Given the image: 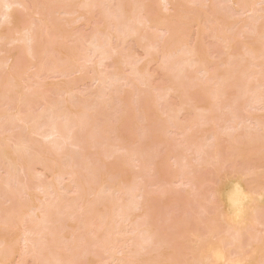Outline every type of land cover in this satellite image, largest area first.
Instances as JSON below:
<instances>
[{"label":"bare ground","instance_id":"bare-ground-1","mask_svg":"<svg viewBox=\"0 0 264 264\" xmlns=\"http://www.w3.org/2000/svg\"><path fill=\"white\" fill-rule=\"evenodd\" d=\"M149 1L150 0H69V1L64 2L62 0H58V1L57 0H0V44L3 46H7L5 49H3V47L0 45V47H1L0 53L5 54V57H3L2 54H0L1 55L0 56V172L3 173L6 170V173L8 174L7 175L4 172L3 175L5 176V174H6L5 177H7V178H5V179L0 178V182H1V187H0V201L1 202H0V204L2 203L4 205H6L5 208H3V206H0V207H2V209L0 208V231H4L3 232L4 234L0 233V264H12L13 262L10 263L12 258H15V260L17 259L21 262H25L27 259L30 258L31 260L33 259L32 260L33 264H64L65 263L64 261H66L67 259H68L67 261L69 263L67 261H66V263H68V264H83L82 262L79 263V260H78L79 258L76 259L78 254L77 255L75 254L73 257L74 259L78 260V261L75 260L77 263H74V259L70 258L73 255L72 251H71V253H72L71 256H69V254L66 253V251L69 252L67 250L68 248L71 247V249H72V246L74 247L76 244H78L79 246L80 245L83 246L82 245L83 243L75 241L74 242L75 244L74 243L72 244L70 242V244H72L70 246V245H66L62 242L63 238H62V240L60 238H58L59 236L62 237L63 233H65L64 234V240L65 239L68 240V237L66 238V236H68V235H70L69 237L72 236V234L69 233V231L74 229V228H72V224L76 223L75 222L76 219L79 220V221H77L78 224L81 223V225H83V223H84L86 225V226L84 225L85 228H87V226H88L87 229H83V227H80L81 225L79 226L76 223V227L78 228L77 230L80 231V229H82L83 231L84 230L88 231L89 229H91L92 230L91 232L88 231L91 234H89V233L86 234V231H84V233H83L84 236H86V235L89 237L94 236V238L92 237L91 238L92 240L90 239L89 241L93 242L96 240V242L99 243V244H97L95 242L91 243V245H93V244H95V245L92 246L93 247L92 249L89 248V250H88L86 248L88 251H86V252L84 251L85 253L82 250L80 251V252L84 253V254L82 253V256H84L82 258H84V259L86 258L87 260H89V264H94V263L96 264V262H94L95 260H98L97 264H100L99 261H100L101 256L103 257V255H104V257L106 255V257L108 259H106V257H105V260H107V261L109 260L108 261L109 264L110 263H112V264H114V263L115 264L116 263L117 264H214L215 263L216 264V263H219V261L222 262L221 264H224L223 262L226 258L224 259V256L220 253L222 251L228 252L229 256L228 255L227 256L229 258L238 259L239 256L247 255V253L256 252L258 250H264V196L262 195L261 191L260 192H258L257 190L251 191V193L254 194L253 196L250 197V200L252 198V201L251 202L249 201L251 203L250 204V211L252 213L250 211H248V212L241 213L240 215H238L236 217H234V216L230 217L229 219L233 220V222H232L233 224L230 225L229 227L227 226V228L225 230L224 237H220V234H221L222 228H223V226H222L223 225V223H222L223 215L220 214L216 210V203H217V205L218 204L222 205V203L219 201L220 200L219 199L220 193L219 192H213L211 194L212 195L211 199L206 200L204 198L203 194L201 195V192H199L197 190L200 194L194 195L197 198L195 197L193 199V197H191L193 199V200H191V199H189L190 198L189 195L190 196L193 195V193H196V191H195V189H192L193 191H195L192 193V190L189 191L188 189H191L194 186H196V183H198V180H197V182H195L196 179H195V181H192L193 179H187L188 172L189 173L194 172V171L196 172L197 169L194 170V168H198V165L201 166L202 169L207 166V167H211V169L213 170L212 167H215V169L217 171L218 169H220L222 167L224 168L225 165L227 166V163L230 161H234V160L239 161L240 159L247 160L250 157V155H254L255 153H258V152H261L264 150V143H261V142H264V134L263 135L253 134V133L247 131V132H245L246 134L243 135V137H245V139L243 140V137L241 138V137H239V135L236 134V133H238L237 131H240L239 126H237L235 128H230L228 126H225L227 128V130L224 133L225 128H223V132H222L225 137L222 135V133H217L216 131H214V129H213L214 126H213V128H211V127L207 128L206 127L209 124L211 126L214 124L216 125V123H221L220 121H222V122L226 121V120L222 119L223 116H226V114L223 116L220 115L222 118L220 116H218V114H219V112H221V108H225V106L228 104L231 105L230 108H228L229 107L228 106V107H226V109H223V110L228 111L229 115L226 117L230 118L233 116L234 118L233 117L230 118L231 121H226V123L227 122H234V121L237 122L239 120V118L237 119V115L242 116L241 114L243 112H245L246 114H248L249 117L246 116V118L250 122L254 121L258 126H264V117H262L261 115H259L260 117L258 115H256L257 117H255L253 114L249 113L250 110H252V109H256L258 111H264V27H261L262 23L261 24L259 23L260 24V25L258 24L259 26L256 24L261 20H263V22H264V13L259 14L261 11L260 10H259L260 12L258 11V6H257V5L260 6L261 4H263L262 2H264V0H227V1H230L229 3H231V2L233 3V6L237 8L236 9L237 11L239 10V12L241 11L244 14L245 13H251L252 15L259 17V18L255 17L258 22L255 21V23H253L252 25H249V26L245 25V27L241 28V30L238 34L241 37H239L238 35H235V36L230 35V32H228V30L233 29L232 26L236 27L237 24H239L240 22L239 23H238V21H237V23H236V21L230 22V23L226 22L225 20L227 19V21H228V18L230 19L232 16L231 17L226 16V18H224L226 13H224L225 15L222 14V10L219 11V13L217 12L218 11L217 10L216 11L217 14H216V12L214 10H212L213 13H211L212 11L209 13L208 9H206V10H208V12L204 9L203 11L207 12V14H204V16H205V19H204L202 9L205 7H202V6H208V2H212L211 0H198V2L195 0L196 3L192 0L190 1L191 3H189V1H187V0L186 1L185 0H158V2L161 5V8L163 10H165L169 15L168 14L159 15L161 13L157 14V12H154V13H156V14H154L153 11H157V10L151 8V7H153V4L150 3ZM152 2H155V1L152 0ZM187 2L189 4H191V6L187 5V6H190V7H187L188 9L185 8ZM197 3H199V4H197ZM210 4L209 5L212 6V3H210ZM30 5H32V6L30 7ZM105 5H106V8H104ZM109 6H111L112 9H110ZM200 6H201V8H200ZM183 8H185V9L183 10ZM210 8L215 9L216 7H213V8L209 7V9ZM19 9H22V10H19ZM110 10L113 13H111ZM187 10H188V13L186 12ZM97 12L99 13L100 20H101L100 15H103L102 20H104V22H101V23H103L102 27H99L97 25L98 28H96V30H93V35H92L91 41H89L90 37L88 39L82 33L77 34V36H74V35H76V33L79 32L78 30H76V33L74 31L73 34H71V36H69L70 34L66 31L67 29L65 30V28L68 25L76 23L75 24L76 26H80V25H78V24H80L79 22H82V24H88V25L90 24V22H94L95 25H96V23L100 24V23L96 22V20H94L96 15H98ZM206 12H204V13H206ZM185 13H187V14H185ZM59 15H60V17H61V15H66V18H65V16H62V18H60ZM223 15H224V17H223ZM28 16L29 17L32 16L33 18L31 19ZM29 19H30V21H29ZM97 19H98V16H97ZM203 19L205 21H207V23ZM62 20L64 23L60 22ZM201 20H203V21H201ZM27 21L29 23L26 25L25 22H27ZM230 21H233V20L230 19ZM77 22H78V24H77ZM201 23H203V24L206 23V25H208L210 28L208 29L205 25H203ZM231 23H236V24L231 25ZM84 26H86V25H84ZM100 26H101V24H100ZM193 26L198 28L197 42H196V40H195L196 38H195L194 39L196 42V43L194 42L195 45L193 43L191 46H188L187 36L188 35L190 36L189 30ZM70 27H68V28L70 29ZM94 27H96V26H94ZM120 27H122V29L124 30L123 33L119 32L122 30V29L119 30ZM69 29H68V31H69ZM74 29H77V27L74 26L73 30ZM147 30H149V33H147ZM150 30L152 32H154L155 34H157L156 31H164V33H166L167 36L169 34V36H168V38L166 37L167 39L166 38L164 39V42L162 41V42H160L161 44H159V40L157 39V37H159V36L158 35L155 36V34H152V32H150ZM153 30H155V31H153ZM94 32H96V33H94ZM188 32H189V34H188ZM209 32H211V33H209ZM212 33H214V34L212 35ZM197 34H196V36H197ZM208 34L211 35L212 38L213 37L215 38V40L217 41V44H219L217 47L220 51L215 48L216 51L214 52L212 50V53H210V52H208V49L203 50V48H201L202 43L204 42L203 37H207L205 35H208ZM79 35L84 36V37H79ZM73 37H75V38H73ZM242 37L245 40H243V41L240 40L242 43L238 42L239 39H242ZM71 38H73L75 40V41L73 39L71 40V43L73 42V45L70 44L72 47H70V45L67 44L68 39H71ZM207 38H209V37H207ZM66 40H67V42H66ZM128 40H134V42L132 41V43H134V45H137V47L135 46V48H138L140 51L144 52L143 54H145L144 58L147 61V62L145 61L146 63H149L150 65L155 63L154 65H156L158 70L161 71L163 75L164 74L165 75L170 74L169 76L172 75L171 76L172 78H170V79H172L171 80L172 82L170 83V87H168L169 89L168 88L166 89L169 91H166L165 94L168 93L169 96H171V95L177 96V98H180L182 100V101H180V104L182 103L181 107L179 104V106H178L179 108L177 107L176 109H173L172 107H169L166 110L161 111V113H163V114H160L161 116L167 115L168 117L165 116L166 119L164 118V122H161V128L160 129H159L160 124H158V123H160V122H158L160 120H158V121L156 120L158 122L157 124H154V123L147 124V125H144V127H143V125L140 126L141 125L140 124L138 132H137V129L136 130L133 129L132 131L134 132V134H136L135 132L138 133V136L133 135V136H135L134 140L136 139V141L134 143L131 142V140L127 139L128 137L124 138L122 135L117 134L118 132H117L116 127H118L119 125H123V124H121L123 122L126 123L127 122L126 120L128 119V117L129 118L131 117L133 119L136 118L135 115L134 116H132V115L133 114L137 115L139 112L138 113L137 112L132 113L131 116H130L129 112H132L131 110H133L134 108L136 110L142 100H143L142 102H146L149 99L146 103H148V102L150 104H151V102L153 103L152 104V106L154 105L153 109L151 108L150 111L148 110V107L144 108V109H147L148 113L152 112V113H150L151 115L156 116L157 114H159L158 113L159 107H162V105H160L159 107H158V105L159 104L166 105V103H162L161 101H164V100L169 101L168 100L169 96L168 95L162 96V97H168V98L167 99L163 98V100H159V99H161V96L157 95V93L154 94V92H156V89H155V91L153 90L152 94L158 96L157 100H156V98H152L153 95L152 96L150 95L151 92H149L148 95H145L147 97V100H146L145 96L142 97L143 94H141V92H140L142 90L136 91V92L130 91L131 95H133L132 96L133 101L138 103V105H137V107H133L135 105V103L131 104L133 109L129 110V108H132V107H129L131 105L127 104L128 106L126 108H128V107L129 108L128 109L125 108V106L123 105L125 103L123 101H121L122 100L121 96L128 89L131 90L133 86H135V88L133 90H136V88H138V87H139L138 89H141V87H140L141 85L139 86V82L141 80L144 81V79L146 78V77H144L143 79H140V80L137 79L138 75L140 74V71H141V70H138L139 65L137 63L142 62L145 59H141L142 61L139 59V62L137 61V63H135L136 60L132 59L134 57H130L131 56L130 54H132V53L129 54V52L127 51L128 54H126V56H125L124 55L125 54L124 52H126L125 46L120 47L121 43H123V45H126V43H128V44L131 43ZM85 41H86V43H85ZM115 41H116V43H115ZM117 42H120L118 45L121 48V51H119L120 48H119V50H117L118 46L115 47ZM78 43H79V45L81 44L82 46L80 45V47H79ZM113 43H114V46H113ZM155 43L158 45H162V46H160L161 48H159V46H157V45L155 46ZM84 44L87 46L86 51H90V52L89 53L87 52L86 54H88V55H84V57L81 58L78 56L81 54L83 55L85 53V52L83 53V51L85 49L80 50L82 47H85ZM128 44L126 46H128ZM73 46H75V47H73ZM219 46H222L223 50L221 48H219ZM78 47H79V49H78ZM110 47L111 48L114 47V48L111 49ZM123 47L125 48V50L123 49ZM155 47L159 50H156ZM110 49L112 50V52ZM160 49H161V52H159ZM240 50L242 51L241 54L239 52ZM218 52H219V55H221L222 52H224L222 54H226L225 60H223L224 58H222V56H224V55L219 56V57H221L218 59L219 60L218 62L221 61L219 66L217 65V64H219V63H217V61H215V60L213 61V59H214L213 57L217 56V55H213V53L218 54ZM162 53H163V55L161 56ZM178 53H179V55L176 56L175 54H178ZM208 53L210 55H208ZM55 54L59 55L58 59L55 58L57 56ZM159 55H160L161 60H159ZM211 55H213V57H209ZM237 55L238 56H241V55L250 56V55H252L253 57H255V59H254V60H256L255 62H257V60H258V62L260 61V64L256 63V64H259V67L261 68L260 72H256V68L254 69L251 67L252 68L251 69L249 67L250 70L254 69V71H250V73H248V70H247L248 67L245 66L246 64L243 65L245 67V69H244V68H241L243 63H240V62L239 63L237 62V64H241L240 68L238 65H236L238 67L234 66V62H236V61H234V59L237 57ZM97 56H99V58ZM172 56L175 59V63H177L176 61H178L180 63V65H177L174 63V65H177V67H175V68H172V67L170 68V66H169V64H170L169 58ZM135 57H136V55H135ZM175 57H177V58H175ZM96 58H98V61ZM178 58H179V60H176ZM211 58H213L212 61H209ZM215 58H218V57H215ZM226 58H228L227 61H226ZM260 58H261V60H259ZM80 59L84 60V62L82 61L84 64L80 63L79 66L81 64H82V66H80L79 68L77 66V68H76V65H78L77 60L80 61ZM174 59L171 61H174ZM237 59H239V58H237ZM132 60H133V62H132ZM46 61H48V62H46ZM93 61H95L96 63H92ZM107 62L108 63L110 62L108 64L109 67L111 66L110 65L111 62H113L112 64H114V65H112L111 68H112V70H115V71H113L114 73L112 72L111 69H109L107 67V65H105V64H107ZM211 62H212V64H211ZM214 62L217 64L215 65ZM46 63L50 64L49 65L50 67L48 68L47 72L48 73L50 72V74L53 76L54 75H56V76L60 75V77L66 78V77L70 76L71 74H73V72H76V71H77L76 74L79 73L80 75L82 74V76H83V74L84 75L86 74L85 75L86 77L88 74L92 75L93 77H91L92 78L91 81H93V83L95 85L99 84L102 86L101 90L98 91V93L102 94V97H100L101 95H98V93H97V98H98V100H100L99 101L100 106L104 104L103 102H105V104L108 107L106 109V106L104 104L103 106H105L104 107L105 109L102 110L101 108H103V107H101L100 109L98 108V111L100 112L101 110L102 111L107 110L106 112H108V111L110 112L111 110L112 111L116 110L117 112L114 111L113 112L114 114L111 111V114H112V116L114 115V116L118 117L117 122L120 124L118 126L116 125V127L114 128L113 125L115 124L116 120L115 121L113 120V122H111L110 120L112 117L106 118V116H109V114L106 115V112L105 113L101 112L100 114L98 113L99 116H98V114H96L97 116L95 117L94 113H96V112H94V108H92V107L99 106L98 105L99 103H96V105H95V103H93L92 107L90 106L91 110L88 109L89 107H87V109L89 111L93 110L92 111L93 113L92 112L90 113L92 115H89V114L87 115V112H85V113L81 112V114L83 113L87 117V119L85 121H81L84 118L83 117L80 120V117H82L83 114L79 115L78 113H80L79 112L80 110L78 112H77V110H74L77 107L75 104L76 101L74 100V98L78 95H76L75 97H73V96L77 93L75 91V88L77 86L73 87L70 85V83L74 85L75 81L74 82H72V81L66 82L68 85L66 83H64L63 85L62 84L57 85V83L56 84L54 83L55 86H53L50 83H46V81H36L40 77L39 76L40 72H43V70L45 69ZM131 63H134V64H131ZM221 63L223 66L226 65L225 67H227V68L223 67L221 65ZM253 63L250 65H253ZM85 64H88V66L91 64L92 67H87ZM83 65H85L87 67V69H89V68L93 69L94 65H96V66L98 65L97 67H99V69L101 66V68L104 67L105 69L107 68L109 70L106 69L107 71H105V69H101V71L103 73L100 72V70L97 71L98 73L96 72V70H93L96 73V74H93V71L91 69H89L90 70L89 71ZM118 65H121L124 70L121 67L119 68ZM174 65H173V67H174ZM211 65H213L214 68H215V66H218V68H216L215 70H212L213 71L212 72L210 69V67L212 68ZM231 65H233L234 68ZM43 66H44V68H42V70H41L40 67H43ZM147 66H148V64H147ZM113 67L115 69H113ZM116 67H117V69L119 68L118 72L116 71ZM219 67H220V69H219ZM221 67H223V70L221 69ZM235 67L237 69H235ZM255 67L258 68V66H255ZM19 68H21L22 76L20 75V78L17 79L16 76H14L13 74H14V71H17V70H18V72H20ZM70 68L74 69V70H71ZM231 68L234 69L235 71L232 70ZM46 69H47V67H46ZM69 69L72 71L71 74H70ZM121 69L123 70V74L120 73V75H122V76L119 75V71ZM171 69H173V72L175 69H177V71H175L174 75L172 74L173 72H171L172 71ZM237 70H239V71H237ZM240 70H244V71H242L240 73ZM88 71H89V73H88ZM108 71L112 72L111 75L118 73L120 78L125 77L126 78V79L124 78L125 79V81H124L125 85H124L123 81L121 82L119 80L116 82L112 80L113 81L112 82L111 79L109 78V76H111L110 74H108L109 76L103 75L105 72H108ZM125 71L127 72L126 75H125V73H126ZM222 71H224V72L221 73ZM18 72H16V73L18 74ZM110 72H108V73H110ZM120 72H122V71H120ZM146 72L148 74L147 77H149L148 69H146V68H145V75H144V72L142 70V73H141L142 76L143 75L146 76L147 75ZM243 72L245 73L246 78H250V75H251L250 80L252 78H254V76H256V78H257L256 82L258 85L255 87H258L259 85H261V87H262V88L259 87L261 89L259 92L255 91L254 89L251 90L250 87L253 86L254 84L249 86V87L247 86V88H249V89H246L245 91L243 90L244 92H242V89H244V88L239 87L237 84H239V85L242 84L240 81L245 79ZM246 72L249 74V77H248V74ZM101 73H102V75H101ZM137 73H139V74H137ZM238 73H240V75L243 73L242 74L243 77L241 76L243 79L238 76L239 75ZM105 74H107V73H105ZM135 74L137 76H135ZM162 74L160 73L161 76H163ZM197 74H200L202 76H197ZM7 75L9 76L8 79L5 78V76L7 77ZM252 75H254V76L252 77ZM82 76H81V78H82ZM116 76H117V74H116ZM131 76H135L134 79H136L135 80L136 82L132 81ZM139 76H141V75H139ZM152 76H154V75H152ZM203 76H204V80L202 79ZM236 76L241 78L240 81L235 82L236 79H238ZM18 77H19V75H18ZM86 77H84V78H86ZM163 77L169 78L168 76H163ZM111 78H113V75L111 76ZM123 78H122V80H123ZM150 78H151V75H150ZM150 78H146L147 82L141 81L142 84L143 83L148 84L147 88H149V86H150V83H149V81L151 80ZM147 79H150V80H147ZM34 80L36 81V83ZM108 80H110V83L108 82ZM137 80H138V82H137ZM31 82H34V83H31ZM119 82H121L122 85ZM133 82L136 84L133 85L134 84ZM242 82L244 83V81H242ZM256 82H255V84H256ZM220 83L222 84V86L218 87V84H220ZM228 83H230V84L228 85ZM231 83H234V85H232ZM76 84H79V82ZM137 84H138V86H136ZM103 85H104V87H103ZM106 85H109L107 87L108 91L110 89H112V91L111 92L107 91L110 95L104 96L103 92H105L107 90ZM214 85H216V86H214ZM119 86L120 87L125 86V88H119ZM230 86H232V87H230ZM242 86H246V84H243ZM111 87H113V88H111ZM234 87L235 88L239 87V88H237L236 90H233L234 91L233 93H235V95H236V93H238V94L235 96L236 97L235 99H237L236 100L237 103L233 102L234 106L232 107V103L227 104V102L229 100L231 101L230 96L232 97V95L229 96V93H230V90L234 89ZM3 88H5V89H3ZM103 88H105V90ZM228 88H230V89H228ZM259 88H255V89L258 90ZM239 90L241 92H238ZM114 91L117 94H115ZM122 91H124L123 94H122ZM148 91L149 90H147V92ZM251 91H253V92H251ZM55 92L58 93L57 95L60 96V98L64 97L63 95L67 96V99L65 97L62 99H59L60 103H61V100H63L61 103L62 104L61 106L59 105L60 103H57L58 105H55L54 102H52V100L50 98L51 95H56ZM107 92H105V94H108ZM250 92H251V94H250L251 100L249 101V98L247 96H248V93H250ZM119 93H121L122 95ZM61 94H63V95H61ZM111 94H114L115 96H117L118 100H115L117 98L114 95L111 96ZM16 95L17 96L19 95V99H16ZM119 96L121 97L120 98L121 100H119ZM227 96H229V97H227ZM244 96L247 97V99L243 98ZM72 97H73V99H72ZM106 97H108L110 99H106ZM224 97L225 98L227 97V98L225 99ZM100 98H104V99H100ZM111 98H113V99H111ZM223 98L225 100H227L228 98H230V99H228V101H226V102L223 101V103H221V100ZM64 99H66V100H64ZM253 99L254 100L256 99L255 100L256 103ZM72 100L75 102H73ZM98 100H97V102H98ZM102 100H103V102H102ZM105 100H107V101H105ZM110 100L112 102L115 100V103L118 104L117 106H115L116 109L114 107V105H116V104L115 103L113 104L112 102H110ZM240 100H242V101L248 100L247 101L248 103H245L246 101H244V102H241V105H239L238 102H240ZM119 101L123 103L122 104L123 106L121 104L119 106V103H120ZM253 101L255 104L254 103L252 104ZM71 102H73V103H71ZM101 102H102V104H101ZM107 102L111 103L112 106ZM190 102H191V104H190ZM192 103H193V105H197V106L196 107L193 106ZM207 103H208V105L206 107L205 105ZM141 104H143V103H141ZM168 104H169V102H168ZM189 104H190V106H189ZM219 104L221 105L220 106L221 108L219 107ZM222 104H225V105H223L224 107H222ZM121 106L124 108V110L120 109ZM146 106H147V104L145 105V107ZM36 107L38 108V110ZM111 107L113 109H110ZM117 107H119L120 110H118ZM141 107L142 106L140 105L139 108H141ZM188 107H190L191 109L192 108L195 109V110H193L195 112L199 111V112H197L196 115H198V116H196V117H200L201 120L199 121V119L197 120V118L195 117L196 118L195 121H197V123H195V121H193L194 120L193 119L192 120L193 122L191 121L186 126V128L193 129V127L196 125V127L199 126V128H197V129L200 130L201 126L202 127L205 126L207 129H211V130L213 129L214 132L209 131L211 133L210 134L211 137L209 136V139H207V140H205L206 136H204L207 131L205 133H202L204 138H202V136L201 137L198 136V138L197 137L195 138L197 140H194V141L189 140L188 138H184V140L182 141L183 143L184 142H185V144L188 143V141H185V139L186 140L188 139L189 143H191V142L192 143L189 145H186V146H185V144L181 143L182 144L181 147H178V146H180V144L175 146L178 149L181 148L180 150H178V149H175L174 147H172V146H174V144L170 143L171 145H169L170 141H168V143L163 141L166 139L167 136H169L170 133L168 134L167 131L162 130L163 129L162 126L167 125V127H168L169 126L168 124H170L169 121H171V123H173V125L172 124H170V125L173 128L172 131H174V128L181 125V123H179V121H177L178 116L179 115L181 116L184 112H185V114L187 111L190 112L189 111L190 109L187 110ZM35 108H36V111H35ZM80 109L82 110V108H80ZM85 109H86V106H85ZM95 109L97 110V107H95ZM33 110L35 111L36 114H34ZM88 110H86V111H88ZM140 110H143V109H140ZM160 110H162V108ZM136 111H138V109ZM140 112L144 113L143 111H140ZM191 112H192V110H191ZM207 113H209L210 114L209 116H211V117H206ZM216 113H218V114L216 115ZM111 114H110V116H111ZM139 114L137 116L141 117V115H139ZM185 114H183V115H185ZM199 114L204 116V117L200 116ZM203 114H205V115H203ZM78 115L80 116L79 118H78ZM89 116H90V118H88ZM104 116H105V118H104ZM142 116H144V115H142ZM98 117L101 119L100 122H99ZM139 117H138V120L142 121L143 119H139ZM145 117H143V118H145ZM91 118L95 119V120H92ZM206 118L207 119L209 118V119L206 120ZM228 118H226V119H228ZM106 119H109L108 122L113 123V125L111 126V124H110V126H107V125L104 126L102 124L104 127V129H103V127L101 126V121H103V123H104V122H106ZM202 119H204V122L206 121L205 123L203 122L204 124L199 123L202 121ZM234 119H236V120H234ZM91 120L96 121V122L98 120V123L100 125L97 126L96 123L95 122L92 123ZM167 120H169V121L167 122ZM128 121H129V119H128ZM131 121L132 120H130V123H131ZM135 121H136V123L138 122L137 120H135ZM141 121H139V122L141 123ZM90 122L92 125L90 124ZM108 122L105 124H109ZM139 122L137 124H139ZM144 122L142 124H144ZM165 122H167V124H164ZM126 124L128 126V123H126ZM131 125H134L133 122ZM82 126H85L88 130L90 129V131L87 134L88 136H92L91 139L89 138L90 141H93V143L97 142L96 144H98V146L103 145V147H105V148L107 147V143L109 142V144L111 143L112 145L116 144L115 148L112 147L111 145H108V146H110L111 150H109V147H108L107 150H105V152H102V153H101V151H102L101 149H98V150H100L99 153H94V151L93 152H88L87 150L85 151V149L81 147V145H84V143L87 142L85 144V146H87V144H88V147L90 146L89 148H93V147H92V144L90 145V142L88 139H87L88 141H86L85 138L88 137L86 134L85 135L87 137L83 138V140L81 137H79L80 135L82 137L85 136V135L83 136L80 133V132H84V130H86V128L82 127ZM91 126H93V127L91 128ZM95 126L99 127L98 132H100L101 134L105 133L104 136L108 135L107 137L109 139L107 137H104V136H103V138L100 139L99 134H97L99 136V137H97L96 133L94 134V131H93V129L95 130V132L97 131ZM136 126H138V125H136ZM4 127L7 129H5ZM10 127H12V128L14 127V129H15V127H16V129L20 128V129H18V131H17L18 134H16V135H19L20 133L22 135L24 134V133L20 132V130L21 131L23 130V132H28L27 133L28 135H38L39 137L37 138V141L39 140L38 141L39 144L37 141H36L37 143L35 141H31L32 139H35V136L34 137L31 136L32 139L30 140V138L26 139V138H22V137H18V136L13 135L14 133L12 132ZM100 127L102 130H105V131L111 129L110 130L111 132H105V131L102 132ZM108 127H111V128L108 129ZM123 127H124V125H123ZM81 128H82V130H80ZM119 128L120 127H118V130L121 131ZM131 128H133V127H131ZM136 128H138V127H136ZM168 128H170V126ZM168 128H165V130H169ZM172 128H170V131ZM248 128L251 129L252 127L249 126ZM77 129H79V130H77ZM176 129H179V128H176ZM231 129L234 131L232 132ZM4 130H6V132H7V130H9L8 132L11 134H9L7 132L6 137H4V135L6 133ZM201 130H200V132H204ZM127 131H128V129H127ZM127 131H125L124 133H127ZM77 132L80 133L79 136L77 135L78 134ZM121 132H123V131H121ZM162 132L163 133L165 132L168 135L165 136V139L161 138L160 140H158V138L162 135ZM195 132H197V131H195ZM107 133H109V134H107ZM111 133L112 134L114 133V135H116V138H114L115 137L114 136V137H111L112 139H110ZM197 133H199V131ZM25 135L26 134H24L23 136H25ZM95 135H96L97 139H100V141L105 140V138H106L105 143L104 142L99 143V141H96L97 140L96 138L93 139V137H95ZM241 135L242 134H240V136ZM128 136H129V131H128ZM236 136L239 137V140H236V138H238ZM190 137L194 138L195 136H190ZM226 137H227V139H225ZM79 138H81L80 139L81 142L79 141ZM113 138L115 139V141L113 140ZM130 138L132 139V137H130ZM147 138H149V139H147ZM151 138H153V139H151ZM156 139H157V141L154 142ZM200 139H204V141L206 143H203V142L201 143ZM221 139H223V140L225 139L226 141L229 140L226 142V144L231 143V145H230L231 147L226 146L224 148V145H226V144L224 142H221ZM112 140H113V142H112ZM145 140L146 141L150 140V142L154 143V144L149 145L152 148H154L155 143H156V146H155L156 149L148 148L147 144H149L150 142L147 143ZM44 141H45V144L43 143ZM195 141L198 144H194ZM46 142H47V144H50V145H48L49 147L43 146V144L47 145ZM161 142H162V144H161ZM208 142H212V143H208ZM80 143H82V144H80ZM130 143H133V144H130ZM158 143H159V146H157ZM163 143H165V146ZM244 143L246 145H243ZM12 145H14V147ZM63 145H65L66 149H68L69 151H73V150H71L67 147L69 145L74 146V147H72V149H75V152H72V153H74L75 155H76V149L78 150L79 146L82 148V151L78 150L77 154L81 155L80 152H83V151H85V152L81 155V157L79 155L75 156L73 154L74 155L73 156L71 154V157H68V158H71V159H69L71 161V163H69L68 162L69 160L65 161L68 158L64 157L65 156L64 153L66 152V149ZM145 145L147 148L145 147ZM166 145H169V146H166ZM197 145H202L201 148H203V147L205 148V149H201V151H203V152L200 153L199 155H198V151L196 149L200 148V147L195 148V146H197ZM242 145L244 147H242ZM182 146L184 148L186 147L185 150L189 151L190 153H193L195 151V153L192 154V156L195 154L193 157L194 159L192 158V156H190V153L188 155L187 154L188 152H186L185 150H182ZM112 148H114V149L112 150ZM116 148H118V149H116ZM144 148L150 149L148 151L151 152L152 159H151V157L150 158L147 157L148 155L150 156V154ZM194 148H195V150H193ZM223 148L225 149V151H223ZM63 149L65 150V152L63 151ZM157 149H160V150H157ZM115 150H118L119 153H117ZM152 150L154 153H155L154 150H156L157 153L154 154L152 152ZM181 150H182V153H179V151H181ZM226 150H228V153ZM69 151H67V152H69ZM95 151L97 152V150H95ZM120 151H122L121 156H122V154H123V156L120 158L115 157V155L120 156ZM163 153H164V155L160 156V154H163ZM184 153H185L186 157L187 156L191 157V159L195 160V162L197 161L196 159L201 158V159H199L200 161H197L198 163L196 162V164H198V165L197 166L192 165V166H194V168L190 167L189 171L185 170L186 166H188L190 164L189 160H188V162L184 163L183 165H180L179 164L180 162L179 163L177 162L178 157H180L181 155L183 156ZM67 154H66V156H67ZM95 154H97L96 158H95ZM152 154H154V156ZM61 155H63V156H61ZM68 155H70V154H68ZM200 155H201V157H198ZM92 156H93L92 160H94V158H95L99 163H102L101 166L100 165L97 167L94 166L95 168H92L93 164L89 162V160ZM182 156L179 158L178 161L182 160ZM60 157H62V158H60ZM112 157L118 158V159H115V161H111V163L113 162L112 164H110V162H109L110 165L104 166L103 162H100L104 159L107 160V158H112ZM59 159H61L62 162H60ZM86 160L88 163L87 162L85 163ZM106 160L104 161L105 163H106ZM63 161L67 162L69 165L67 163H64ZM81 161H82V163L84 162V164H85L84 168L85 169H83L82 164L79 166V162H81ZM130 161H132L133 163ZM164 161L173 162L172 164L175 163L174 164L175 166L177 163L179 164V168H178V165L176 166L177 170H179V171H177L178 173H176L177 174V176H175L176 178L174 179L172 174H170V175L168 174L167 176L168 177L171 176L172 179H174L173 181H175L176 183H179L182 186H186V188L189 187L188 189H186L189 191V193L186 191L188 194L187 201L186 200L181 201L184 193L182 196L181 195L177 196L174 193V195H175L174 200H175L176 196H177L176 199H178V198L180 199V197H181V199L179 201L175 200L172 203L169 202V203H171V205H170L171 207L166 205L169 208L161 206V203H162L161 201L163 200V198L168 197L167 195H173V193L170 194V192H172V191H166V190H168L167 188L164 189L165 185L166 184L168 185L169 183H165V182H163V180H160L158 178L157 179L155 178L156 181L153 179H147L146 180L144 178L146 175L148 177V174H149L148 169L149 168L154 169L153 168V166H154V167H156L155 169H160V167H162L163 165L165 166V164L166 165L168 164V163H165ZM59 163H60V165H59ZM61 163L66 164V165H64L65 168H64L63 164L61 165ZM127 164H130L132 166L135 164V166H136V167L134 166L136 168V169H134V171H138V173L136 174V172H134L132 169V171H133L132 176H135L134 173L137 176L131 177L133 179L134 178L136 179V180L135 179L133 180V182L135 183L136 186H134V185L130 186L129 185L130 187H127L126 182H128V181H126V180H128V179L130 180L129 174L132 173L130 168H133L132 166L130 168H128ZM81 166H82V168H81ZM148 166H150V167H148ZM203 166H205V167H203ZM35 167H39L40 169L42 168V172L44 171L43 173H40V175H43L42 177H44V175L47 176V174H48V176H50L49 174H51V176H53L54 179H53V177L50 176L52 181L49 184H48V182H46L44 180L42 181L43 183L39 181L40 183L38 184V182H36V180L34 179L37 175L36 172H35V174H33V168H35ZM78 167L81 168L82 171H85V170L89 171L88 172L89 175L91 174V171H92L93 176H91L92 174L90 176H88V174L86 173L87 171L82 173L83 176L85 174L86 176H88L90 178L92 177V178L90 180L86 181L83 176H80L81 172L77 171V170L80 171V169ZM168 167H170V166H168ZM172 167L173 166H171L170 168H172ZM201 167H199L200 169L198 168L197 171L200 172V170H202ZM75 168H77V169H75ZM143 168L144 169L147 168L146 170L148 171V174L146 173L147 171H144ZM226 168H228V166ZM155 169H154V171H155ZM207 169H204V170H207ZM1 170H4V171H1ZM164 170H166V169H164ZM172 170H173V168H172ZM212 170H210L211 173H214ZM260 170L262 172L260 177H264V167L263 168L260 167L257 170V172H259ZM18 171L20 172L21 175H22V173L24 174V175H22L25 177L24 179H20L18 177L19 176ZM220 171H222V169ZM165 172L167 173V171H165ZM45 173H47V174H45ZM78 173L80 175H78ZM113 173H115V174L117 173V174L115 175ZM157 173H159V172H157ZM157 173H154L152 175L149 174V175L151 177L152 176L155 177ZM3 175L1 174L0 177ZM77 175L79 177H77ZM212 175L213 174H211L209 176H212ZM57 176L59 178H57ZM206 177H207V175H206ZM32 178L34 180H31ZM76 178L84 179V181L79 182L78 179H76ZM139 179L142 180L141 183H143V180H146L147 182H144L143 184L139 183L140 184L139 185L138 183H136V181H138ZM172 179H171V181H172ZM148 180H150V181H148ZM34 181L36 182V185L38 184L37 185L38 188L34 185L35 184ZM58 181L61 184H59V185H56V183L54 185L51 184V183L58 182ZM98 181H99V183H98ZM160 181H161V183H160ZM203 181H207V180H202V182ZM65 182L68 183V185L65 187L67 189V191L71 192V194L75 193L76 196H75L74 201H73L72 195L69 196L67 194V196H69L68 198L72 197L71 198L72 204H69L70 201H69V203L67 202L69 200L68 198L66 200L63 197V199H61L63 205H61V203H60L59 205H61V206H59V205L57 206L56 205V204H58L57 202H61L58 200H60V198H62V197L57 195L58 193H55V192L59 191V190L55 189L56 188L55 186H57V188L61 189L60 187H62V186H60V185H62L63 183L66 184ZM241 182H242V184L244 183L243 181H241ZM12 183H14V184H12ZM96 183H98L100 186ZM93 184L98 185L100 188H98V190H95L92 187ZM14 185H18L20 190L17 189L18 187L14 186ZM13 186L16 189H14ZM33 186H35L34 191H33V188H34ZM58 186H60V187H58ZM64 186L62 187L63 189H64ZM151 187H156V189H158V190L160 189V190L159 191L157 190V192H155L156 189L151 190ZM49 188H51V189H49ZM53 188H54V190L52 191V194L49 195L50 191H48V190H52ZM37 189H40V190L37 192V194H35L36 193L35 191ZM106 191L107 192L109 191L110 193L108 194ZM22 193L24 194L23 197H22V195H20ZM54 193H55V195H54ZM39 194H40V196H39ZM77 194H79V196ZM51 195H52V197H51ZM55 196H59V197H55ZM89 196H90V200H89ZM91 196H92V198H91ZM25 197H27V198H25ZM39 197H42V198H39ZM46 197H47V199H50V198L56 199L57 198L56 199L57 202H52V203H55L57 208L59 207L57 209L58 211L56 210V207L54 208L55 205L53 206L50 203H49V205H51V206L46 207L44 205V203L47 202V200L45 199ZM22 198H24V199H22ZM38 201H39V203H38ZM42 201H43V203H42ZM65 202H67V205L65 204ZM73 202L79 203V207H78L79 210L77 209L78 211H80V208H82V210H84V211L81 213L82 210L80 212H74L73 210H71L72 208H70V207H73L76 209L77 205H78V204L76 205ZM182 202H185V204L190 203V206H192L191 203H193L194 204L193 207H196L198 203H204V202L210 203V204L213 203L214 205L211 208H208V205L203 206V214H206V215L209 214L211 216V219L209 221H207V223L206 222L204 223V221L202 222L201 221L202 219L200 221H198L197 218L193 215H190V217H192L193 219L192 218L181 219L182 217L177 216V215L176 216L178 218L179 217H181V218L176 219L177 218L176 216L173 217V214L174 215L176 214L174 212L175 211L179 212L182 209L175 210L173 207H176V209H178L179 207L177 206V204H182ZM105 204H107V205H105ZM172 204H174V206H172ZM73 205H76V206H73ZM97 205L98 206L99 205H105L104 207L101 206V208H99L100 206L97 207L99 209L103 208V210H104V208H106L107 206H109V209L107 207L105 209L106 212L101 211L99 209H96ZM182 205L185 206L184 204H182ZM182 205H180V206L184 209V207ZM67 206H69V207H67ZM64 207L65 208L67 207L71 210V211H68L69 209L68 210L66 209L68 215L66 212H63V214L61 213V215H60L59 211H61ZM52 208L55 209L56 212H54V210H52ZM60 208H62V209L60 210ZM172 208H173V210H172ZM24 209L26 210L25 212H23ZM110 209H111V212H109V213L110 214L112 213V215L109 214L110 217H108L107 213H108V211H110ZM168 209H170V210H168ZM101 212H103L104 215L107 214V215H105L106 217L104 215H102V217H101V215H100V214H102ZM170 212H173V214L171 213V215H169ZM77 213H78V215H77ZM63 215H64V217H61ZM107 217L109 220L107 219ZM78 218H80L81 220ZM103 218H105V219L103 220ZM100 219H102L101 220L102 222L100 221ZM106 219L109 221V224L111 226L113 225L112 222L116 221V223L114 222V225L116 224V227L112 228V227H114V226H112L110 229L109 224L107 227H105L107 225L105 223L107 221ZM194 219L197 221V223L193 222ZM32 220H34V221L37 220V221L33 223ZM65 220H67V221H65ZM87 220H88V223L91 224L90 226L87 223ZM28 221L31 224V226L32 225H34V226L29 227V224L27 225ZM60 221H63V222H60ZM118 221H119V225H117ZM189 221H191L190 223L191 224L193 223V224L190 225ZM57 222H58V224L62 223L64 225L62 227V229L64 228V230H66V229L68 230L67 232L63 231L62 229H61L62 232H60L58 230L59 228L56 230L57 233H55V234H59L58 237L56 236L57 237L56 239L59 240V241H57L58 244L49 243V244H51V245H49L48 241L46 244L45 241L37 240L38 238L40 239L42 234L45 235L42 237V239L45 237L46 238L45 240H47L50 237V239L54 240L52 237V236H54V235H52L53 230L50 229V228H52V227H50V225H53L54 226L53 228H56V226H60V225L56 224ZM65 222H67V223L64 224ZM98 222H99V225H98ZM100 222L105 223V224H103L104 226ZM200 222H202V223H200ZM39 223H41V224H39ZM96 223L100 227V228L98 227V229H100L101 232L105 230L104 233L106 234L107 237H110V235H107V234H109V233L111 234V232H112L114 234L113 236H114L115 242L117 241V243H118L119 241L120 242L122 241L121 244L119 243L120 246L118 244H116V245L113 244V246H116V247L118 245L117 251L113 250L114 249L113 246L111 247V245L110 246L108 245L110 243V241L105 240L106 236L103 238L102 236L98 235V233L100 231H98V229L97 230L95 229V227L97 228ZM163 223H165V224H163ZM166 223H169V224H166ZM170 223H171V225H170ZM54 224H56V225H54ZM100 224L103 226V229L104 228H106V229L102 230L101 229L102 227ZM202 224H204L203 228L201 226ZM182 225L185 226V229L182 228ZM36 226H38L41 231H42V229H44L42 232H39L40 234L42 233L41 236L39 234V237L34 236L35 233L33 234V232H36V234H37V230L32 229ZM117 226H119V227H117ZM166 226H168V227H166ZM38 227H36V228H38ZM41 227H43V228L41 229ZM47 227H49V228L46 230ZM179 227L182 229V231H181V229H179ZM36 228H34V229H36ZM30 229L33 231L31 232ZM40 230H38V231H40ZM93 230H96V231H93ZM6 231H9V232H7L8 234L5 233ZM44 231H45V233H43ZM75 231L76 230H73L72 232H75ZM179 231H181V232H179ZM77 232L78 231L75 232L76 234L75 233H73V234L77 235L78 234ZM80 232H82V231H80ZM96 232H97V234H96ZM48 233L51 236L48 235V237H46V235ZM104 233H103V236H104ZM31 234L33 235V237H31ZM75 235H73V236L75 237ZM84 236H81L82 238L80 237V239L86 240V242H87V239H89V237H84ZM179 236H180V239L184 238V240L181 239V240H183V242L179 239ZM34 237H36L37 239H35ZM96 237L98 239H96ZM186 237H189L192 240L188 241V238H186ZM99 238L101 241L99 240ZM216 239H218V241H219V247L218 248L216 245H214V247H212L213 244H216V243H213L214 240H216ZM176 240H179V241H176ZM209 241L212 242V244ZM43 242H45V244ZM54 242H55V240H54ZM61 242L64 244L63 245L64 247H62ZM173 242H175V243H173ZM188 242H190V243H188ZM178 243H179V245L182 244V246H179ZM184 243H185V246L183 245ZM206 243L210 244L211 246L208 247V245ZM52 244H53V246H52ZM187 244H189V246H187ZM20 245H22L21 246L22 248L20 247ZM46 245L48 246V248H45V247H47ZM55 245H57V246H55ZM78 245H76V247ZM96 245H98V246H96ZM54 246L56 248H54ZM50 247L54 250H51ZM76 247H74L75 250L78 248V247L77 248ZM88 247H89V245H88ZM109 247H111L112 249L111 248L109 249ZM206 247H208V248L212 247V248L208 249L209 250L208 251L205 249ZM49 248H50V251H48ZM182 248H183V250H182ZM187 248L190 251V253H186L188 251ZM185 250H187V251L185 252ZM64 251H65V253H64ZM77 251H79V250H77ZM183 251L185 254L190 255V258H186V257L184 258ZM77 253H79V252H77ZM119 253H122V255H125V256L122 257L121 254H120L121 257L117 256V255H119ZM64 254H66V257L67 256H69V257L64 259L65 258ZM150 255L152 258L147 257ZM129 256H131V257H129ZM185 256H187V255H185ZM102 260L103 259H101V261ZM86 261L84 260V262H86ZM107 261H106V264H108ZM86 264H88V263L86 262ZM234 264H236V263H234Z\"/></svg>","mask_w":264,"mask_h":264},{"label":"rangeland","instance_id":"rangeland-1","mask_svg":"<svg viewBox=\"0 0 264 264\" xmlns=\"http://www.w3.org/2000/svg\"><path fill=\"white\" fill-rule=\"evenodd\" d=\"M57 1H58V0H57ZM62 1L66 2V1H69V0H62ZM153 1H155V2H152V0L149 1L150 3L153 4V7H151V8L157 10V11H153V10H152L153 13H154V12H157V14L161 13V14H159V15H166V14H168L165 10H163V9L161 8V5H160V3L158 2V0H153ZM185 1H186V0H185ZM187 1H189V3H191V2H190L191 0H187ZM192 1H194L195 3H196V1L198 2V0H196V1H195V0H192ZM211 1H212V2H208V6H202V7H205V8L202 9L204 19H205L204 14H207L208 10H209V13H210L212 10H214L215 12L218 10V11H217L218 13H219V11L222 10V14L226 13V15L224 14L225 17H224V15H223L224 18H226V16H228V17H231V16H232L230 19H232L233 21H230V19H229L228 17H227V18H228V21H227V19H226L225 21H226V22H229V23H230V22H234V21H236V23H237V21H238V23H239V22H240V23L237 24L236 27L232 26L233 29H230L231 31L228 30V32H230V35H231V36L238 35L242 27H245V25H247V26L252 25L253 23H255V21H257V19L255 18V17H257V16H254V15H252L251 13H245V14H244V13H242L241 11H240V12H241V13H240L239 10L237 11V10H236L237 8L233 6V3H232V2L229 3L230 1H227V0H211ZM60 2H61V1H60ZM201 2H202V1H201ZM184 3H185V2H184ZM189 3H188V2L186 3V7H185L186 9H188L187 7H190V6H191V4H189ZM210 3H212V6H210V5H211ZM262 3H263V4L260 3V4H261L260 6L257 5V6H258V11H259V10L261 11V12L259 11V12H260L259 14L264 13V2H262ZM30 4H31V3H30ZM197 4H199V3H197ZM201 4H202V3H201ZM203 4H204V3H203ZM209 4H210V5H209ZM107 5H108V4H107ZM187 5H190V6H187ZM31 6H32V5H30V7H31ZM112 6H113V5H112ZM154 6H155V7H154ZM183 6H184V5H183ZM195 6H196V5H195ZM197 6H198V5H197ZM206 7H207V8H206ZM209 7H212V8H213V7H216V8H215V9H211V8L209 9ZM104 8H106V5H105ZM104 8H103V9H104ZM109 8L112 9L111 6H109ZM185 8H183V10H184ZM200 8H201V6H200ZM204 9H205V10L208 9V10H206L207 12H206V11H203ZM19 10H22V9H19ZM224 10H225V11H224ZM227 10H228V11H227ZM152 11H151V12H152ZM110 12L113 13L111 10H110ZM186 12L188 13V10H187ZM204 12H206V13H204ZM217 12H216V14H217ZM227 12H228V13H227ZM97 13H98V12H97ZM187 13H185V14H187ZM211 13H213V11H212ZM229 13H230V14H229ZM154 14H156V13H154ZM220 14H221V13H220ZM227 14H228V15H227ZM168 15H169V14H168ZM229 15H230V16H229ZM57 16H58V15H57ZM57 16H56V17H57ZM62 16H65V18H66V15H61V17H60V15H59L60 18H62ZM97 16H98V19H97ZM100 16H101V20H102V19H103V18H102L103 15H100ZM218 16H219V15H218ZM28 17H29V16H28ZM26 18H27V17H26ZM26 18H25V19H26ZM29 18L32 19L33 17L31 16V17H29ZM63 18H64V17H63ZM95 18H96V19H95ZM95 18H94V20H96V22L100 23L101 26H100V24H97V23H96V25H95L94 22H90L89 25H88V24H82V22H79L80 24H78V22H77V24L80 25V26H76V25H75L76 23H74V24L68 25V26L65 28V30L67 29L66 31L70 34L69 36H71V34H73L74 31H75V33H76V30H78L79 32L76 33V35H74V36H77V34L82 33L86 38L89 39V37H90L89 41H91V38H92V35H93V30H96V28H98V26H99V27H102V26H103V25H102L103 23H101V22H104V20H102V21L100 20L99 13H98V15H96ZM257 18H259V17H257ZM204 19H203V20H204ZM26 20H27V19H26ZM203 20H201V21H203ZM29 21H30V19H29ZM92 21H93V20H92ZM204 21H205V20H204ZM261 21H262V22H261ZM261 21H259V22L257 21L258 23H256V24L258 25L259 23H260V24L262 23V24H261V25H262L261 27H264V25H263L264 22H263V20H261ZM60 22H61V23H64L63 20L60 21ZM205 22L207 23V21H205ZM25 23H26V25H27L29 22L27 21V22H25ZM206 23H205V24L201 23V24L205 25V26L209 29L210 27H209L208 25H206ZM236 23H231V25L236 24ZM81 24H82V25H81ZM209 24H210V23H209ZM260 24H259V25H260ZM72 25H73V26H72ZM84 25H86V26H84ZM97 25H98V26H97ZM259 25H258V26H259ZM70 26H71V27H70ZM74 26L77 27V29H74V30H73ZM94 26H96V27H94ZM122 26H123V25H122ZM68 27H70V29H69ZM232 27H231V28H232ZM94 28H95V29H94ZM196 28H197V27L193 26V27L190 29L191 31L189 30V32H190V36H189V35L187 36V40H188V41H187V44H188V46H191V45L195 42V40H196V42H197L198 28H197V29H196ZM68 29H69V31H68ZM71 29H72V30H71ZM120 29H122V27H120L119 30H120ZM248 29H249V28H248ZM70 30H71V31H70ZM153 31H155V30H153ZM209 31H210V30H209ZM70 32H71V33H70ZM119 32H120V33H121V32L123 33L124 30L122 29V30L119 31ZM150 32H152V31L150 30ZM189 32H188V34H189ZM211 32H212V31H211ZM211 32H209V33H211ZM94 33H96V32H94ZM147 33H149V30H147ZM156 33H157V34H155L154 32H152V34H155V36H157V35L159 36V37H157V39L159 40V44H161L160 42H162V41L164 42V39H165L166 37L168 38V36H169V34H168V36H167V34L164 33V31H156ZM150 34H151V33H150ZM196 34H197V36H196ZM213 34H214V33H212V35H213ZM84 36L79 35V37H84ZM205 36H207V37H209V38H207V37H203V41H204V42L202 43V46H203V47L201 46V48H203V50H204V49H206V50L208 49V52H210V53H212V50L215 52V51H216L215 48H216L217 50H219L218 47H217L219 44H217V41L215 40V38H214V37L212 38V36L209 35V34H208V35H205ZM238 36H239V35H238ZM188 37H189V38H188ZM239 37H241V36H239ZM255 37H256V36H255ZM73 38H75V37H73ZM73 38L68 39V42H67V40H66V42H67L68 45H70V44L73 45V42L71 43V40H72ZM76 38H77V37H76ZM167 38H166V39H167ZM195 38H196V39H195ZM88 39H87V40H88ZM194 39H195V40H194ZM205 39H206V40H205ZM73 40H74V39H73ZM76 40H77V39H76ZM240 40L243 41V40H245V39L242 37V39H239L238 42H241ZM74 41H75V40H74ZM128 41L131 42V43H129V44L126 43V45L128 44V46L123 45V43H121V45H120V47H121V46H125V48H126V52L123 51V52L125 53V54H124V53H123V54L126 56V54H128V52H129V54L132 53V54H130L131 56H130V55H129V56H130V57H134V58H132V59H135V60H136L135 63H137V61L139 62V59H140V60H141V59H145V58H144L145 54H143L144 52H143V51H140L138 48H135V46L137 47V45H134V43H132V41L134 42V40H128ZM128 41H127V42H128ZM196 42H195V43H196ZM63 43H64V42H63ZM83 43H84V42H83ZM85 43H86V41H85ZM115 43H116V41H115ZM119 43H120V42H117V44L115 45V47L118 46V47H117V50H119V48H120L119 45H118ZM135 43H136V42H135ZM195 43H194V45H195ZM204 43H205V44H204ZM241 43H242V42H241ZM67 44H66V45H67ZM87 44H88V43H87ZM132 44H133V45H132ZM0 45H1V44H0ZM63 45H64V44H63ZM66 45H65V46H66ZM71 45H70V47H72ZM78 45H79V43H78ZM80 45H81V44H80ZM80 45H79V47H80ZM84 45H85V44H84ZM156 45L159 46V48H161L160 46H162V45H158V44L155 43V46H156ZM220 45H221V44H220ZM1 46L3 47V49H5V48L7 47V46H3V45H1ZM81 46H82V45H81ZM89 46H90V45H89ZM113 46H114V43H113ZM133 46H134V47H133ZM73 47H75V46H73ZM79 47H78V49H79ZM86 47H87V46L85 45V47H82V48L80 49V50L85 49V50L83 51V53H84V52H85V53H84L83 55H82V54L79 55L78 57H81V58H82V57H84V55H88V54H86V53H87V52L89 53L90 51H86ZM0 48H1V47H0ZM88 48H89V47H88ZM110 48H111V47H110ZM112 48H114V47H112ZM112 48H111V49H112ZM125 48L123 47L124 50H125ZM130 48H131V49H130ZM219 48H221V49L223 50L222 46H219ZM111 49H110V50H111ZM127 49H128V50H127ZM133 49H134V50H133ZM155 49H156V50H159V49H157L156 47H155ZM0 50H1V49H0ZM87 50H88V49H87ZM130 50H131V51H130ZM119 51H121V48H120ZM127 51H128V52H127ZM219 51H220V50H219ZM79 52H80V51H79ZM111 52H112V50H111ZM159 52H161V49H160ZM239 52H240V54L242 53L241 50H240ZM179 53H180V52H179ZM179 53H178V54H175V55L178 56ZM222 53H224V52H222ZM222 53H221V55H224V56H222V58H224L223 60H225L226 54H222ZM237 53H238V52H237ZM0 54H2L3 57H5V54H4V53H0ZM180 54H181V53H180ZM55 55H57V54H55ZM92 55H93V54H92ZM133 55H134V56H133ZM135 55H136V57H135ZM162 55H163V53L161 54V56H162ZM208 55H210V54L208 53ZM213 55H217V56H214V57H213ZM213 55H211V56H209V57H213L214 59L211 58L209 61H212V59H213V61L215 60V61H217V63H219V64H217V63L214 62L215 65L217 64V65L219 66L221 61L218 62V61H219L218 59L221 58V57H219V56H221V55H219V52H218V54H214V53H213ZM0 56H1V55H0ZM58 56H59V55H57L56 57L54 56V57H55L56 59H58ZM173 56H174V55H173ZM173 56L169 58V59H170V64H169L170 68H171V67H172V68H175V67H177V65H180V63H179L178 61H176L177 63H175V59L173 58ZM251 56H252V55H250V56H245V55L238 56V55H237V57L234 59V61H236V62H234V66L238 65L239 68H240V65H241V64H237V62H238V63L240 62V63H243L242 66H241V68H244V69H245V67H244L243 65L246 64L245 66H247L248 68H249V67H250V68L252 67V68H254V69L256 68V72H260V70H261V68L259 67L260 61L258 62V60H257V62H255V61H256V60H254L255 57H253V56L251 57ZM97 57L99 58V56H97ZM179 57H180V56H179ZM215 57H218V58H215ZM250 57H251V58H250ZM98 58H96L97 61H98ZM171 58H172V59H171ZM175 58H177V57H175ZM237 58H239V59H237ZM78 59H79V58H78ZM173 59H174V61H171V60H173ZM227 59H228V58H226V61H227ZM159 60H161V59H160V55H159ZM176 60H179V58L176 59ZM221 60H222V59H221ZM223 60H222V61H223ZM237 60H238V61H237ZM259 60H261V58H260ZM262 60H263V59H262ZM82 61L84 62L83 59H80V61L77 60L78 65H76L77 63L75 64V65H76V68H77V66H78V68H79L80 66H82V64L79 66L80 63H83ZM95 61H96V60H95ZM95 61H93L92 63H96ZM141 61H142V60H141ZM145 61H146V59L143 60L142 62L137 63L139 66L136 64V65L138 66V68H139L138 70H141V71H140V74L137 73V74L141 75V76L138 75V78H137V79L140 80V79H143L144 77H146V78H150V75H151V78H150L151 80H150V79H147V80H150V81H149V83H150L149 88H147V85H148V84H146V83H143V84H142V83H141L142 80H141V81L139 82V86L141 85V86H140L141 89H138V88H139V87H138V88H136V90H133V89L135 88V86H133L131 90L128 89L125 93H124V91H122V94H123V93H124V94L122 95L121 93H119V94L122 95V96L120 95V96L122 97V100L120 99V98H121L120 96H119V100L123 101L125 104H123L122 102L119 101V102H120V103H119V106H120V104H121V105L123 104V105L125 106V108H126L128 105H131V104L135 103L136 106L134 105L133 107H137L138 103H136V102L133 101V99H132V96H133V95H131V92H130V91H135V92H136V91H140V90H142V91H140V92H141V94H143V95H142V97H143V96H145V95H148L149 92H151L150 95L152 96V95H153V94H152V93H153V90L155 91V89H156V92H154V94L157 93V95L161 96V99H159V100H163V98H165V99L168 98V97H162V96H166V95H168V93L165 94V92H166V91H169V90H166V89H167L168 87H170V83L172 82V81H171L172 79H170V78H172V77H171L172 75H171V76H169L170 74H169V75H165V74L163 75L162 72L158 70V68L156 67V65H154L155 63L150 65L149 63H146L147 61H146V62H145ZM252 61H253L254 63H253ZM46 62H48V61H46ZM130 62H131V61H130ZM132 62H133V60H132ZM224 62H225V61H224ZM92 63H91V64H92ZM109 63H110V62H109ZM109 63L107 62V64H105V63H104V64L107 65V67H108L109 69L112 70L111 66L114 65V64H112L113 62H111V64H110L111 66L109 67V65H108ZM174 63L177 64V65H174ZM178 63H179V64H178ZM208 63H209V62H208ZM252 63H253V65H250V64H252ZM256 63H259V64H256ZM83 64H84V63H83ZM88 64H89V63H88ZM88 64H85V65H86L87 67H92L91 64H90L89 66H88ZM131 64H134V63H131ZM147 64H148V66H147ZM172 64L174 65V67H173ZM211 64H212V62H211ZM45 65H46V66H45ZM45 65H44V66H45V69L43 70V72H40V75H39L40 77H39V79L36 80V81H46V83H50V84H52L53 86H55L54 83H55V84L57 83V85H59V84H62V85H63L64 83H66V82H71V81H72V82L75 81V84L79 82V84H76V85H75V84L73 85V84L70 83V85L73 86V87H74V86H77V87L75 88V91H76L77 93H76L75 95L73 94V95H74L73 97H75L76 95H78V96H76L77 98H76V97L74 98V100L76 101L75 104H76V106H77V107H76V106H75V107H76L77 109H76V108H75V109L73 108V109H74V110H77V112L80 110V111H79L80 113H78L79 115L81 114V112H84V113L87 112V115H88V114H89V115H92V114H90V113H91L93 110H92V111H89L88 109L91 110V107H92L93 103H95V105H96V103H99L100 100H98V98H97V93H98V91H100L101 88H102L101 85H99V84H98V85H97V84L95 85V84L93 83V81H91V80H92L91 77H93V76H92V75H89V74L87 75V77L85 76L86 74H85V75L83 74V76H82V74H81V75H80L79 73L76 74L77 71H76V72H73V74H71V72H72L71 70H74V69H71L72 67L70 68L71 70L69 69L71 75L68 76V77H66V78H65V77H60V75H59V76H56V75L53 76V75L50 74V72H49V73L47 72V71H48V68L50 67V66H49L50 64H47V63H46ZM75 65H74V66H75ZM85 65H83V66H85ZM213 65H214V64H213ZM213 65H211L212 68L210 67L211 71H212V70H215L216 68H218V66H215V68H214ZM221 65H222V63H221ZM248 65H249V66H248ZM254 65H255V66H258L259 69H258L257 67H255ZM44 66H43V67H40V69L42 70V68H44ZM86 66H85V67H86ZM97 66H98V65H97ZM97 66L94 65V66H93V69H92V68H89V69H91L92 71H93V70H96V72H97L98 70H100V72H102L101 69H105L104 67L101 68V66H100V69H99V67H97ZM134 66H135V65H134ZM137 66H136V67H137ZM146 66H147V67H146ZM209 66H210V65H209ZM222 66H223V65H222ZM225 66H226V65H225ZM225 66H223V67H225ZM231 66H233V65H231ZM231 66H230V67H231ZM234 66H233V68H234ZM238 66H236V67H238ZM46 67H47V69H46ZM87 67H86V69H87ZM94 67H95V68H94ZM114 67H115V66H114ZM114 67H113V69H115ZM118 67H119V68H120V67L122 68L121 65H118ZM178 67H179V66H178ZM223 67H221L222 70H223ZM236 67H235V69H237ZM119 68L117 69V67H116V71H117V72H118ZM140 68H141V69H140ZM145 68L148 69L149 77H147V76H148L147 72H146L147 75L144 76V75H145ZM225 68H227V67H225ZM248 68H247L248 73H250V71H254V69H253V70H250V68H249V69H248ZM252 68H251V69H252ZM15 69H16V68H15ZM89 69H87V70H89ZM106 69H107V68H106ZM106 69H105V71L109 70V69H107V70H106ZM122 69H123V68H122ZM122 69L120 70V71H122V72L119 71V75H120V73L123 74V70H124V69H123V70H122ZM219 69H220V67H219ZM231 69H232V68H231ZM19 70H20V72H18V70H17V71H14V74H13L14 76H16L17 79L20 78V75L22 76V74H21V68H19ZM75 70H76V69H75ZM111 70H110V71H111ZM142 70H143V72H144V75H143V76H142V74H141V73H142ZM171 70H172V71H171ZM171 70H170V71L173 72V69H171ZM232 70H234V69H232ZM33 71H34V70H33ZM89 71H90V70H89ZM89 71H88V73H89ZM110 71H108V72H110ZM113 71H115V70H112V72H113ZM175 71H177V69L174 70V72L172 73L173 75H174ZM234 71H235V70H234ZM237 71H239V70H237ZM242 71H244V70H240V73H241ZM16 72H18V74H17ZM108 72H105V73H107V74L104 73L103 75H105V76H107L108 74L111 75L112 72H110V73H108ZM125 72H126V71H125ZM128 72H129V71H128ZM212 72H213V71H212ZM223 72H224V71H222L221 73H223ZM90 73H91V72H90ZM97 73H98V72H97ZM102 73H103V72H102ZM102 73H101V75H102ZM113 73H114V72H113ZM160 73H161L163 76H168L169 78L161 76ZM240 73H238V74H239V75H238L239 77H241V76L243 77V75H244V77H245V73H244V72H243L244 74L242 73L243 75H242V74L240 75ZM246 73H247V72H246ZM248 73H247V74H248ZM93 74H96L95 71H93ZM99 74H100V73H99ZM116 74H117V76H116ZM126 74H127V72L125 73V75H126ZM258 74H259V73H258ZM18 75H19V77H18ZM112 75H113V78H114V79L111 78ZM112 75H111V76L108 75L109 78L111 79V81L113 80V81L116 82V81L119 80V81H121V82L123 81V83H124V81H125V79H126L125 77H124L125 79H124L123 77L120 78L119 75H118V73H115V74H112ZM131 75H132V74H131ZM152 75H154V76H152ZM195 75H196V74H195ZM255 75H256V74H255ZM81 76H82V78H81ZM120 76H122V75H120ZM123 76H124V75H123ZM135 76H137V75L135 74ZM135 76H131L132 81H135V80H136V79H134ZM197 76H202V75L197 74ZM253 76H254V75H252V77H253ZM8 77H9L8 75H7V77L5 76L6 79H8ZM84 77H86V78H84ZM236 77H237V76H236ZM239 77H237L238 79H236L235 82L240 81V79H241L242 77H241V78H239ZM248 77H249V74H248ZM64 78H65V79H64ZM83 78H84V79H83ZM122 78H123V80H122ZM128 78H129V77H128ZM146 78H145L144 81H142V82H147V81H146ZM201 78H202V77H201ZM250 78H251V75H250ZM250 78H246V77H245V79L242 78V79H243L242 81H244V83H243L242 81H240V82L242 83V84H240L241 86H240L239 84H237V83H236V84H237L239 87L244 88V89H242V92H244L246 89H249V88H247V86L249 87V86H251V85L254 84L253 86L250 87L251 90L254 89L255 91L259 92V91L261 90L260 88H262V87H261V85H259L258 87H255V86L258 85L257 82H256V80H257L256 76H254V78H252L251 80H250ZM6 79H5V80H6ZM202 79L204 80V76H203ZM138 80H137V82H138ZM6 81H7V80H6ZM32 81H33V80H32ZM34 81H35V80H34ZM36 81H35V83H36ZM63 81H64V82H63ZM77 81H78V82H77ZM105 81H106V80H105ZM113 81H112V82H113ZM230 81H231V80H230ZM58 82H59V83H58ZM80 82H81V83H80ZM108 82L110 83V80H108ZM121 82H119V83L122 85ZM135 82H136V81H135ZM255 82H256V84H255ZM31 83H34V82H31ZM133 83H134V82H133ZM140 83H141V84H140ZM66 84H67V83H66ZM106 84H107V83H106ZM120 84H119V85H120ZM135 84H136V83H134L133 85H135ZM144 84H145V85H144ZM224 84H225V83H224ZM229 84H230V83H228V85H229ZM231 84L234 85V83H231ZM243 84H246V86H242ZM67 85H68V84H67ZM114 85H115V84H114ZM124 85H125V83H124ZM53 86H52V87H53ZM108 86H109V85H106V89H107V90H106L105 92L108 91V88H107ZM136 86H138V84H137ZM214 86H216V85H214ZM219 86H222V84H221V83L218 84V87H219ZM103 87H104V85H103ZM117 87H118V86H117ZM218 87H217V88H218ZM226 87H227V86H226ZM230 87H232V86H230ZM239 87H237V88H239ZM254 87H255V88H259V87H260V88H259L258 90H256ZM111 88H113V87H111ZM119 88H125V86H124V87H123V86H121V87L119 86ZM151 88H152V89H151ZM153 88H154V89H153ZM237 88L234 87V89L230 90V93H231V94L229 93V96L232 95V97L230 96L232 102H231L230 100L228 101V99H230V98H228L227 100H225L227 97H229V96H227L226 98L224 97L225 99L223 98L224 100H223V99L221 100V103H223V101H224V102L228 101L227 104H228V103H232V107H233V106H234V105H233V104H234L233 102H236V100H237V99H235V98H236L235 96L238 94V93H236V95H235V93H233V92H234L233 90H236ZM3 89H5V88H3ZM3 89H2V90H3ZM103 89L105 90V88H103ZM103 89H102V90H103ZM109 89H110V88H109ZM150 89H151V90H150ZM168 89H169V88H168ZM228 89H230V88H228ZM120 90H121V89H120ZM120 90H119V91H120ZM147 90H149V91L147 92ZM243 90H244V91H243ZM111 91H112V89H110L108 92H111ZM157 91H158V92H157ZM105 92H103V93H104V96H105V95H110L108 92H107L108 94H105ZM114 92H115V91H114ZM135 92H134V93H135ZM143 92H144V93H143ZM236 92H237V91H236ZM238 92H241V91L239 90ZM251 92H253V91H251ZM251 92L248 93V96H247V97L249 98V101L251 100V99H250V96H251L250 94H251ZM25 93H26V92H25ZM27 93H28V92H27ZM132 93H133V92H132ZM55 94H56V95H51V96H50L52 102H54L55 105H58L57 103H60V100H59V99H62V98H64V97L67 99V96H66V95L61 94V95H63L64 97L60 98V96L57 95V94H58L57 92H55ZM115 94H117V93L115 92ZM98 95H101L100 97H102V94L98 93ZM112 95H114V94H111V96H112ZM157 95H153L152 98H156V100H157V98H158ZM111 96H110V97H111ZM114 96H115V95H114ZM168 96H169V95H168ZM233 96H234V97H233ZM17 97H18V98H17ZM73 97H72V99H73ZM108 97H109V96H108ZM108 97H106V99H110V98H108ZM115 97L117 98V99H115V100H118V97H117V96H115ZM115 97H114V98H115ZM145 97H146V96H145ZM171 97H172V98H171ZM175 97L177 98V96H172V95H171V96H169V99H168L169 101H167V100L161 101L162 103H166V105H163V104H159V105H158V107H159L160 105H162V107H159V112H158L159 114H157L156 116H155V115H154V116L151 115L150 113H152V112H149V113H148L147 109H144V108H147V107H148V110L150 111L151 108H152V109L154 108V107H153L154 105L152 106V104H153L152 102H151V104H150L149 102L146 103V102L149 100V99L147 100V97H146V100H147V101H146V102H142V101H143V100H142L141 103H143V104L140 103L139 106L137 107L138 111H136L137 109L135 110V108L133 109L132 105L129 106V107H132V108H129V107H128L129 110L133 109V110H131L132 112H129V113H130V116L132 115V113H136V112L138 113V112H139L140 114H139V113H138V114L141 115V117L137 116L138 114H137V115H136V114H133L132 116L135 115L136 118L133 119V118H131V117H130V118L128 117L129 121H128V119L126 120V121H127L126 123H128V126H127V124H126L125 122L121 123V124L124 125V127H123V125H119L120 123L117 122V118H118L117 116H114V115L112 116V114H111V111H112V110H111L110 112H109V111L106 112L107 110H106V111H102V110L105 109V108H104L105 106H106V109L108 108L107 105L105 104V102H103V100H102V102L105 104V106H103L104 104L100 106V103H99L98 105H99L100 107L94 105L95 107H97V110L95 109V107H92V108H94V112H96V113H94V114H95V117L97 116L96 114H98V113L100 114L101 112H103V113L106 112V115L109 114V116H106V118H108V117L111 118V117H112L111 120H110L111 122H113V120H114V121L116 120L114 125H113V123H111V122L109 123V122H108L109 119H106V122H104V123H103V121H101V126H102V127H103V125H104V126H105V125L110 126V124H111V126L113 125V127L115 128L116 125H117V126L119 125V126H118V127H120L119 129H120L121 131H123V132L119 131V130H118V127H116V128H117V132H118L117 134L122 135L124 138H127V137H128L127 139L131 140V142L134 143V142L136 141V139L134 140L135 136H138V133H137V132H138V130H139V125H140V124H141L140 126L143 125V127H144V125H147V124H152V123L157 124L158 122H160V123H158V124H160V125H159V129L161 128V122H164V118H165V116H167V115H163V116H161L160 114H163V113H161V111L166 110V109L169 108V107H172L173 109H176V108L179 106L180 101H182L180 98H177V99H176ZM247 97L244 96L243 98H246V99H247ZM159 98H160V97H159ZM254 98H255V97H254ZM16 99H19V95H18V96L16 95ZM66 99H64V100H66ZM100 99H104V98H100ZM111 99H113V98H111ZM58 100H59V101H58ZM97 100H98V102H97ZM115 100H114L113 102L110 100V102H112V103L114 104V103H115ZM154 100H155V99H154ZM159 100H158V101H159ZM178 100H179V101H178ZM215 100H216V99H215ZM234 100H235V101H234ZM242 100H243V99H242ZM242 100H240V102H238L239 105H241V102H244V101H246L245 103H248V102H247L248 100H244V101H242ZM253 100H254V99H253ZM255 100H256V99H255ZM255 100H254V101H255ZM57 101H58V102H57ZM62 101H63V100H61V103H62ZM72 101H73V100H72ZM75 101H73V102H75ZM105 101H107V100H105ZM254 101L252 102V104L254 103ZM73 102H71V103H73ZM102 102H101V104H102ZM117 102H118V101H117ZM168 102H169V104H168ZM61 103L59 104L60 106L62 105ZM107 103H109V102H107ZM194 103H195V102H194ZM236 103H237V102H236ZM249 103H250V102H249ZM255 103H256V101H255ZM255 103H254V104H255ZM54 104H53V105H54ZM86 104H87V105H86ZM109 104L111 105V103H109ZM115 104H116V105H114V107L118 105L117 103H115ZM127 104H128V105H127ZM146 104H147V106L145 107ZM148 104H149V105H148ZM181 104H182V103H181ZM181 104H180V107H181ZM190 104H191V102H190ZM190 104H189V106H190ZM225 104H226V103H225ZM225 104H222V107H224L223 105H225ZM242 104H243V103H242ZM73 105H74V104H73ZM79 105H80V106H79ZM123 105H122V106H123ZM140 105L142 106L141 108H139ZM192 105H193V103H192ZM204 105H205V104H204ZM207 105H208V103H207L205 106L207 107ZM215 105H216V104H215ZM82 106H83V107H82ZM85 106H86V109H85ZM90 106H91V107H90ZM111 106H112V105H111ZM122 106H121L120 109H123V110H124V108H123ZM193 106L196 107L197 105H193ZM193 106H192V107H193ZM220 106H221V105L219 104V107H220ZM228 106H229V107H228ZM230 106H231V105L228 104V105L225 106V108H221V107H220V108H221V112H219V114L216 113V115L218 114V116H220V115L223 116V115L226 114V116H228V115H229V114H228V111H227V110H223V109H226V107L230 108ZM87 107H89V108L87 109ZM101 107H103V108H101ZM36 108H37V107H36ZM36 108H35V111H36ZM80 108H82L83 111H82ZM98 108H99V109L101 108L102 110L99 112V111H98ZM128 108H126V109H128ZM161 108H162V110H160ZM178 108H179V107H178ZM110 109H113V108L111 107ZM115 109H116V107H115ZM117 109L120 110L119 107H117ZM140 109H143V110H140ZM189 109H190V110H189ZM37 110H38V108H37ZM86 110H88V111H86ZM95 110H96V111H95ZM129 110H128V111H129ZM187 110H189L190 112H191V110H192V112L190 113V112L187 111L186 114H185V112L183 113V114H185V115L182 114L181 116H180V115L178 116L177 121H179V123H181V125H180L181 127L178 126V127H176V128H179V129L174 128V131H172L173 128L171 127L170 124L173 125V123H171V121L167 120V122L169 121V123H170V124H168V125L170 126V128H172V129H171L172 132L170 131V128H168L169 126L167 127V125H163V126H162V128H163L162 130L167 131L168 134L170 133V134H169L170 137L167 136V135H168L167 133H165V132L163 133V132H162V135L158 138V140H160L161 138H162V139H165V136H167L166 139L163 140V141H164V142H167V143H168V141H170V142H169V145H171L170 143H172V144H174V146H172V147H174L175 149H178V148H176L175 146H177V145L180 144V146H178V147H181V145H182L181 143H183L182 141L184 140V138H188L189 140H192V141L197 140V139H195V138H196V137L198 138V136H200V137L202 136V138H204L203 135H202V133H205V132L207 131L206 134L204 135V136H206V139H205V140H207V139H209V136L211 137V135H210L211 133H210V132H212L213 129H214V131H216L217 133H222V132H223V128H225V129H224V133H225V131L227 130V128H226L225 126H228V127H230V128H235V127L239 126L240 131H237L239 134H238V133H236V134L239 135V137H241V138L243 137V135L246 134L245 132H247V131H249V132H251V133H253V134H259V135H263V134H264V126H258L254 121H251V122H250V121L246 118V116H248V114H246L245 112H243V113L241 114L242 116L237 115V119L239 118V120H238L237 122L234 121L235 123H234V122H227V123H226V121H231L230 118H232L233 116L230 117V118H228V117H226V116H223V118H222V117L220 116L223 120H226V121H225V122H224V121H223V122L220 121L221 123H216V125L214 124V125H211V126H210V124H209L208 126H206L207 128H210V127L213 128V126H214V128H213L212 130H211V129H207L205 126H203V127L201 126L200 130L202 129L201 131H204V132H200V130L197 129V128H199V126L196 127V125L193 127V129H188V128H186V126H187V125H188L193 119H194L193 121H195L196 118H197V120L199 119V121H200L201 118H200V117H196V116H198V115H196V114H197V112H199V111L195 112V111H193V110H195V109H193V108L191 109L190 107H188ZM33 111H34V110H33ZM35 111H34V114H36ZM97 111H98V112H97ZM114 111L117 112L116 110H113L112 113H113ZM134 111H135V112H134ZM140 111H143L145 114H144V113H141ZM218 111H219V110H218ZM222 111H223V112H222ZM38 112H39V111H38ZM88 112H89V113H88ZM201 112H202V111H201ZM92 113H93V112H92ZM249 113L253 114L255 117H257L256 115H258V116L261 115L262 117H264V111H258V110H256V109H252V110H250ZM82 114H83V113H82ZM82 114H81V115H82ZM99 114H98V116H99ZM110 114H111V116H110ZM113 114H114V113H113ZM239 114H240V113H239ZM79 115H78V118L80 117ZM84 115H85V114H83L82 117H80V120H81V118L84 117L81 121H85V120L87 119L86 115H85V116H84ZM103 115H104V114H103ZM142 115H144V116H142ZM199 115H200V114H199ZM203 115H205V114H203ZM206 115H207L206 117H211V116H209V115H210L209 113H207ZM230 115H231V114H230ZM101 116H102V115H101ZM101 116H100V117H101ZM145 116H146V117H145ZM200 116H202V115H200ZM218 116H217V117H218ZM238 116H239V117H238ZM113 117H114V118H113ZM138 117H139V119H143V120L145 121V122H144V121L142 120V121L144 122V124H142L143 122H142L141 120H138ZM143 117H145V118H143ZM167 117H168V116H167ZM195 117H196V118H195ZM202 117H204V116H202ZM248 117H249V116H248ZM259 117H260V116H259ZM88 118H90V116H89ZM98 118H99V117H98ZM98 118H97V119H98ZM104 118H105V116H104ZM226 118H228V119H226ZM233 118H234V117H233ZM91 119H92V118H91ZM146 119H147L148 121H147ZM165 119H166V118H165ZM167 119H168V118H167ZM208 119H209V118H208ZM208 119L206 118V120H208ZM222 119H221V120H222ZM92 120H95V119H92ZM92 120H91V121H92ZM100 120H101V119L99 118V122H100ZM102 120H103V119H102ZM130 120H132L131 123H130ZM135 120H137L138 122L141 121V123L139 122V124H137L138 122L136 123ZM154 120H155V121H154ZM156 120H157V121L160 120V121L157 122ZM234 120H236V119H234ZM151 121H152V122H151ZM193 121H192V122H193ZM2 122H3V121H2ZM93 122H95L97 126L100 125V124L98 123V120H97V122H96V121H92V123H93ZM107 122H108L109 124H105V123H107ZM132 122H133L134 125H131ZM167 122H165L164 124H167ZM203 122H204V119H202V121L199 122V123H200V124H201V123L204 124L206 121H205L204 123H203ZM97 123H98V124H97ZM116 123H117V124H116ZM195 123H197V121H195ZM199 123H198V124H199ZM90 124H91V122H90ZM102 124H103V125H102ZM198 124H197V125H198ZM91 125H92V124H91ZM94 125H95V124H94ZM136 125H138V126H136ZM130 126L133 127V128H131ZM231 126H232V127H231ZM249 126H251L252 128L249 129V128H248ZM82 127H85V126H82ZM89 127H90V126H89ZM92 127H93V126H91V128H92ZM95 127H96V126H95ZM126 127H127V128H126ZM128 127H129V128H128ZM136 127H138V128H136ZM145 127H146V126H145ZM4 128H5V127H4ZM10 128H11L12 132L14 133V134H13V133H12V134L15 135V136H18V137H22V138H26V139H27V138H28V139L30 138V140H31V139H32L31 136H33V137L35 136V139H32V140H31V141H35V142L37 141V138L39 137L38 135H28V134H27L28 132H23V130H22V131L20 130V132L26 134L25 136H23L24 134L22 135L21 133H20L19 135H16V134H18L17 131H18V129H20V128H18V129H16V127H15V129H14V127H13V128L10 127ZM85 128H86V127H85ZM98 128H99V127H96V129H97L96 132H95L94 129H93V131H94V134H95V133H96V135L99 134L100 137H99L98 135H97V137H99V138L101 139V138H103V136L105 135V133H104V134H103V133L101 134L100 132H98V130H99ZM110 128H111V127H108V129H110ZM130 128H131V129H130ZM165 128H168L169 130H165ZM247 128H248V129H247ZM5 129H7V128H5ZM100 129H101V127H100ZM103 129H104V127H103ZM106 129H107V128H106ZM127 129H128V131H129V136H128V131H127ZM133 129H134V130L137 129V132H135L137 135L134 134V132L132 131ZM215 129H216V130H215ZM9 130H10V129H9ZM9 130H7V132H8ZM77 130H79V129H77ZM80 130H82V128H81ZM86 130H87V131H86ZM86 130H84V132H80V133H81L83 136H84L85 134L87 135L88 132L90 131V129L88 130V129L86 128ZM101 130H102V129H101ZM101 130H100V131H101ZM110 130H111V129H110ZM110 130H107V131L102 130V132H103V131H105V132H111ZM229 130H230V129H229ZM231 130H232V129H231ZM4 131L6 132V130H4ZM93 131H92V132H93ZM114 131H115V130H114ZM125 131H127V133H124ZM169 131H170V132H169ZM195 131H197V132L199 131V133H197V132H195ZM209 131H210V132H209ZM214 131H213V132H214ZM233 131H234V130H232V132H233ZM7 132L5 133L4 137H6ZM112 132H113V131H112ZM8 133H9V132H8ZM77 133H78V132H77ZM80 133H78L77 135L79 136ZM131 133H132V134H131ZM9 134H11V133H9ZM107 134H109V133H107ZM130 134H131V135H130ZM240 134H242V135L240 136ZM86 135H85L84 137H82V136L80 135L79 137H81L82 140H83V138H85V137L88 136V135H87V136H86ZM96 135H95V137H93V139H95V138L97 139ZM125 135H126V136H125ZM133 135H135V136H133ZM222 135H223V133H222ZM26 136H27V137H26ZM28 136H29V137H28ZM107 136H108V135H106V136H104V137H107ZM109 136H110V135H109ZM114 136H115V137H114ZM188 136H189V137H188ZM190 136H195V137H194V138H193V137L191 138ZM223 136H224V135H223ZM223 136H222V137H223ZM7 137H8V136H7ZM91 137H92V136H88L87 138H85L86 141H88L89 138L91 139ZM111 137L116 138V135H114V133H113V134L111 133L110 139H112ZM130 137H132V139H131ZM224 137H225V136H224ZM236 137H238V136H236ZM239 137L236 138V140H239ZM40 138H41V137H40ZM81 138H79V141H80V142H81V140H80ZM107 138H108V137H107ZM114 138H113V140L115 141ZM241 138H240V139H241ZM41 139H42V138H41ZM41 139H40V140H41ZM87 139H88V140H87ZM100 139H97L96 141H99V143H102V142L105 143L106 138H105V140H101V141H100ZM108 139H109V138H108ZM147 139H149V138H147ZM151 139H153V138H151ZM188 139H187V140L185 139V141H188V143L186 142L187 144H185V142L183 143V144H185V146H186V145H189V144L192 143V142L189 143V140H188ZM212 139H213V138H212ZM225 139H227V137H226ZM225 139H224V140H225ZM244 139H245V137H243V140H244ZM42 140H43V139H42ZM42 140H41V141H42ZM113 140H112V142H113ZM129 140H128V141H129ZM132 140H133V141H132ZM171 140H172V141H171ZM224 140L221 139V142H224L225 144H226L227 141H229V140H227V141H226V140L224 141ZM241 140H242V139H241ZM38 141H39V140H38ZM38 141H37V142H38ZM84 141H85V140H84ZM145 141H146V140H145ZM153 141H154V140H153ZM156 141H157V139H156L154 142H156ZM163 141H162V142H163ZM198 141H199V140H198ZM200 141H201V143H202V142H203V143H206V142L204 141V139H200ZM209 141H210V140H209ZM37 142H36V143H37ZM89 142H90V145L92 144V147H93V148H89L90 146L88 147V144H87V146H85V144H86L87 142L84 143V145H81V147L84 148L85 151H86V150H87L88 152H93V151H94V153H99L100 150H98V149H101V150H102L101 153H102V152H105V150H107L108 147H109V150H111V149H110V146H108V145H111V146L114 147V148H115V146H116V144H114V145H112L111 143L109 144L108 141H107L108 143H107V147H106V148L103 147V145L98 146V144H96L97 142H96V143H95V142L93 143V141H90V140H89ZM146 142L149 143L150 140H147ZM159 142H160V141H159ZM162 142H161V144H162ZM41 143H42V142H41ZM43 143L45 144V141H44ZM133 143H130V144H133ZM208 143H212V142H208ZM208 143H207V144H208ZM224 143H223V144H224ZM245 143H246V142H245ZM245 143H244L243 145H246ZM261 143H264V142H261ZM10 144H11V143H10ZM12 144H13V143H12ZM38 144H39V142H38ZM44 144H43V146H47V147H49L48 145H50V144H47V142H46L47 145H44ZM80 144H82V143H80ZM150 144H154V143H153V142H150L149 144H147V145H148V148H152L151 146H149ZM163 144H164V146H165V143H163ZM194 144H198V143H196V141H195ZM66 145H67V144H66ZM105 145H106V144H105ZM169 145H166V146H169ZM230 145H231V143H227L226 145H224V148H225L226 146H230ZM243 145H242V147H244ZM12 146L14 147V145H12ZM63 146L65 147V145H63ZM69 146H70V147H69ZM69 146H68L67 148H69V149H71V150H73V151H69L68 149H66V147H65V149H66V152L69 151V152H67V153L70 154V155H68V154L65 152V150L63 149V151L65 152V153L63 152L64 155H65L64 157H67V158H68V157H71V154H72V155L74 154V153H72V152H75V149H72V147H74V146H72V145H69ZM153 146H154V145H153ZM155 146H156V143H155ZM155 146H154V148H152V149H156ZM157 146H159V143H158ZM222 146H223V145H222ZM81 147L79 146V147H78V150H81V151H82V148H81ZM95 147H96V148H95ZM145 147H146V145H145ZM197 147H200V148H197ZM201 147H202V145H197V146H195V148H197L196 150L198 151V155H199L200 153L203 152V151H201V149H205L204 147H203V148H201ZM230 147H231V146H230ZM62 148H63V147H62ZM114 148H112V150H113ZM146 148H147V147H146ZM159 148H160V147H159ZM167 148H168V147H167ZM195 148H194L193 150H195ZM224 148H223V151H225ZM116 149H118V148H116ZM144 149H145V148H144ZM180 149H181V148H179L178 150H180ZM185 149H186V147L184 148V147L182 146V150H185ZM78 150L76 149V155H79V154H77ZM95 150H97V152H96ZM145 150L150 154V156L148 155L147 157H149V158L151 157V159H152L151 152L148 151V150H150V149H145ZM157 150H160V149H157ZM182 150L179 151V153H182ZM193 150H192V151H193ZM199 150H200V151H199ZM211 150H212V149H211ZM85 151L80 152L81 155H82ZM115 151H116L117 153H119L118 150H115ZM154 151H155V153H157L156 150H154ZM185 151H186V150H185ZM207 151H208V150H207ZM226 151H227V153H228V150H226ZM61 152H62V151H61ZM116 152H115V153H116ZM121 152H122V151H120V156L115 155V157H118V158L122 157L123 154H122V156H121ZM152 152H153V150H152ZM183 152H184V151H183ZM186 152H188L187 154L189 155L190 152H189V151H186ZM211 152H212V151H211ZM117 153H116V154H117ZM123 153H124V152H123ZM153 153H154V152H153ZM155 153H154V154H155ZM193 153H195V151H194ZM193 153H190V156H192ZM224 153H225V152H224ZM224 153H223V154H224ZM60 154H61V153H60ZM66 154H67V156H66ZM154 154H152V155L154 156ZM74 155H75V154H74ZM74 155H73V156H74ZM76 155H75V156H76ZM81 155H79V156L81 157ZM161 155L163 156L164 153H163V154H160V156H161ZM179 155H180V154H179ZM194 155H195V154H194ZM194 155L192 156V158L194 157ZM201 155H202V154H201ZM201 155L198 156V157H201ZM203 155H204V154H203ZM228 155H229V154H228ZM61 156H63V155H61ZM181 156H182V155H181ZM181 156H180V157H181ZM96 157H97V154H95V158H96ZM180 157H178V160H179ZM185 157H186V156H185V153H184V155L182 156V160H181V161H178V160H177V162H178V163L180 162L179 164H180V165H183L184 163L188 162V160H189V161H190V164H189L188 166H186V168H185L186 171H189V168H190V167H193V168H194V166H197L198 164H196V162H197V161H200L199 159H201V158H199V159H196V158H195V159L197 160V161L195 162V160H192L191 157H188V156H187V157H186L187 159H186ZM198 157H197V158H198ZM227 157H228V156H227ZM60 158H62V157H60ZM67 158H66V159H67ZM92 158H93V156H92V157L90 158V160H89V162L93 164V167L91 166L92 168H95V167H97V166H99V165L101 166L102 163H99L95 158H94V160H92ZM118 158H114V157H112V158H107V160L104 159V160H102V161H100V162H103V165L106 166V165H110V164H112L113 162L111 163V161H115V159H118ZM229 158H230V157H229ZM69 159H71V158H68L67 160L64 159V160H65V161H68ZM127 159H128V158H127ZM193 159H194V158H193ZM105 160H106V163L104 162ZM191 160H192V161H191ZM229 160H230V159H229ZM236 160H237V159H236ZM59 161L62 162L61 159H59ZM65 161H63V162H64V163H67V162H65ZM96 161H97L98 163H97ZM68 162L71 163L70 160H69ZM86 162H87V160L85 161V163H86ZM109 162H110V164H109ZM128 162H129V161H128ZM130 162H132V161H130ZM164 162H165V163H168V164H167V165L165 164V166L163 165V166H162L163 168L160 167V169H155L156 167L153 166V168L155 169V171H154V169H151V168L148 169L150 175L159 172V173L156 174L155 177L152 176L153 178L148 174V171L146 170L147 168H146V169L143 168L144 171H147L146 173L148 174V177H147V175L144 177L146 180H147V179H153V180H155V178H156V179L158 178V179H160V180H163V182H165V183H169L168 185H167V184L165 185V188H164V189L167 188L168 190H166V191H172V192H170V194L173 193V195H167L168 197L163 198V200L161 201V202H162V203H161V206H162V207L164 206V207L169 208L168 206H170L171 203H172L173 201H175V200L179 201V200L181 199V197H180V199H179V198L176 199V198H177V196H180V195L182 196L183 193H184V195H183L181 201H185V200L187 201V197H188L187 192L189 193V191H191L192 189H195L196 193H193V192H195V191L192 190L193 195H191V196L189 195V197H190L189 199H191V200H193V199L196 197V196H194V195H196V194H200L199 192H201V195L203 194V196H204V198H205L206 200H207V199H211V196H212L211 194H212L213 192H219V193H220V195H219V199H220V200H219V201L222 203V205H220V204L217 205V203H216V210H217L220 214L223 215V217H222V223H223L222 226H223V228H222V232H221V234H220V237H224V235H225V230H226L227 226L229 227L230 225L233 224V223H232L233 220H230V219H229L230 217H232V216L236 217V216L240 215L241 213H244V212H248V211H250V204H251L250 202L252 201V198H251V200H250V197L254 195L253 193H251V191H253V190H257L258 192L261 191V192H262V195L264 196V177H260V175L262 174L261 170H260L259 172H257V170H258L260 167H262V168L264 167V150L261 151V152L255 153L254 155H250V157H249L247 160L240 159L239 161H235V160H234V161H230V162L227 161V162H228V163H227L228 168H226L227 166L225 165V166H226V167L224 166L225 169L222 167V168L218 169L217 171H216L215 167H212V168H213V170H212L211 167H207V166L205 167V166H203V167H205V168L202 169V167L198 165V168L201 167V169H202L203 171L200 170V172H199V171H197L198 168H194V170L197 169V170H196L197 173L194 171V172H190V173L188 172V174H187V179H193L192 181H195V179H196L195 182H197V180H198V183H196V186H194V187L191 188V189H188L189 187L186 188V186H182V185H180L179 183H176L175 181H173V180L176 178L175 176H177V174H176V173H178L177 171H179V170H177V168H176L177 165H178V168H179V164L177 163L176 166H175V165H174L175 163L172 164L173 162H168V161H164ZM87 163H88V162H87ZM132 163H133V162H132ZM169 163H170V164H169ZM197 163H198V162H197ZM232 163H233V164H232ZM62 164H63V163H61V165H62ZM67 164H68V163H67ZM81 164H82V166H83V169H85V168H84V165H85L84 162H83V163H82V161L79 162V166H80ZM59 165H60V163H59ZM64 165H66V164H63V166H64ZM68 165H69V164H68ZM90 165H91V164H90ZM192 165H194V166H192ZM77 166H78V165H77ZM82 166H81V168H82ZM94 166H95V167H94ZM127 166H128V168H130L132 165L127 164ZM134 166H135V164L132 166L133 168H130V170H131L132 173L129 174V178H130V180H129V179L126 180V181H128V182H126L127 187H130V186H133V185L136 186L135 183L133 182V180H134L135 178H134V179L131 178V177H135V176H137L136 174L138 173V171H134V169H136V168H135L136 166H135V167H134ZM168 166H170V167L173 166V167H172L173 170H172V168H170V167H168ZM60 167H61V166H60ZM148 167H150V166H148ZM164 167H165V168H164ZM167 167H168V168H167ZM35 168H36V169H35ZM35 168H33V174H35V172H36L37 175H38V174L40 175V173H43V172H44V171L42 172V168H41V169H40L39 167H35ZM62 168H63V167H62ZM64 168H65V166H64ZM78 168H79V167H78ZM81 168H79L80 171H79V170H77V171H78V172H81V173H80L81 175H80L79 173H78V175L83 176L82 173L86 172L87 170L82 171ZM104 168H105V167H104ZM169 168H170V169H169ZM175 168H176V169H175ZM207 168H208V169H207ZM75 169H77V168H75ZM132 169H133L134 172H136V174L134 173L135 176H132V175H133V171H132ZM164 169H166V170H164ZM199 169H200V168H199ZM204 169H207V170H204ZM209 169L212 170L214 173H211V171H210ZM221 169H222V171H220ZM158 170H159V171H158ZM160 170H161V171H160ZM1 171H4V170H1ZM144 171H143V172H144ZM153 171H154V172H153ZM165 171H167V173H166ZM4 172L6 173V170H5ZM4 172H3V173H4ZM18 172H19V171H18ZM88 172H89V171H87L86 173L88 174ZM217 172H218V173H217ZM0 173H1V172H0ZM3 173H1V174L3 175ZM1 174H0V175H1ZM6 174H7V173H6ZM6 174H5V176H6ZM17 174H18V173H17ZM45 174H47V173H45ZM91 174H92V175H91ZM91 174H90V175L93 176L92 171H91ZM113 174H115V173H113ZM116 174H117V173H116ZM116 174H115V175H116ZM142 174H143V173H142ZM159 174H160V175H159ZM168 174H169V175L172 174V176H173L174 179H172L171 176H169V177H170V178H169V177L167 176ZM211 174H213V175H212V176H209V175H211ZM214 174H215V175H214ZM7 175H8V174H7ZM18 175H19V176H18ZM18 175H17V176H18L20 179H24V178H25L24 176H22V175H24L23 173H22V175H21L20 172H19ZM37 175H36L37 178L34 176V177H35L34 179L36 180V182H38V184H39L40 182H42L43 180L46 181V182H48V184L52 181L51 177H53V176H51V174H49L51 177L48 176V174H47V176L44 175V177H42L43 175H40V176H39V175L37 176ZM78 175H77V177H79ZM90 175L88 174V176H90ZM206 175H207V177H206ZM5 176L3 175V176H1L0 178H1V179H5V178H7V177H5ZM88 176H86L85 174H84V176H83V177L85 178L86 181H87V180H90V179L92 178V177L90 178V177H88ZM117 176H118V175H117ZM3 177H4V178H3ZM47 177H48V178H47ZM40 178H41V179H40ZM57 178H59V177L57 176ZM117 178H118V177H117ZM119 178H120V177H119ZM137 178H138V177H137ZM34 179L32 178L31 180H34ZM39 179H40V180H39ZM53 179H54V177H53ZM76 179H78V178H76ZM164 179H165V180H164ZM168 179H169V180H168ZM171 179H172V181H171ZM238 179H239V180H238ZM37 180H38V181H37ZM135 180H136V179H135ZM146 180H143V183H144V182H147ZM153 180H152V181H153ZM202 180H207V181H203V182H202ZM237 180H238V181H237ZM240 180L243 181L244 183L242 184V182H241ZM39 181H40V182H39ZM53 181H54V180H53ZM56 181H57V180H56ZM62 181H63V180H62ZM78 181H79V182H80V181L83 182L84 179H78ZM148 181H150V180H148ZM155 181H156V180H155ZM36 182L34 181L35 184H34V183H33V184L37 187L38 184L36 185ZM60 182H61V181H60ZM67 182H68V181H67ZM141 182H142V180H140V179H139L138 181H136V183H138V184L141 183ZM163 182H162V183H163ZM205 182H206V183H205ZM42 183H43V182H42ZM55 183H56V185L61 184V183H59V181H58V182L51 183V184L54 185ZM57 183H58V184H57ZM65 183H66V182H65ZM68 183H69V182H68ZM68 183H66V184L63 183L62 185H60V186H62V187L65 185V186H64V189H65V190H64L62 187H60V186H58V187H60L61 189H59V188H57V186H55V187H56L55 189H56V190H59V191H57V192L54 191V192H55V193H58L57 195H59L60 197H62V198H60V200H58V201H61V202H57V201H56L57 198H56V199H55V198H54V199H53V198H52V199H51V198H50V199H47V197H46L45 199L47 200V202L44 203V205H45L46 207H47V206H51V205L54 206L55 203H52V202H57V203H58V204H56L57 206H58L60 203H61V205H63L61 199H63V197H64V198L67 200V198H68L69 196H71V195H72V197H73L72 200L74 201V198H75V196H76L75 193L71 194V192L67 191V189L65 188V187L68 185ZM98 183H99V181H98ZM98 183H96V184H98ZM143 183H141V184H143ZM160 183H161V181H160ZM12 184H14V183H12ZM96 184H93L92 187H93L95 190H98V188H100V187H99L100 185L98 184V185H99V186H98V185H96ZM94 185H95V186H94ZM129 185H130V186H129ZM139 185H140V184H139ZM14 186L18 187L17 189H19V186H18V185H14ZM14 186H13V188H14ZM35 186H33V187H34V188H33V191H34V189H35ZM96 186H97V187H96ZM137 186H138V185H137ZM0 187H1V182H0ZM162 187H163V186H162ZM20 188H21V187H20ZM37 188H38V187H37ZM14 189H16V188H14ZM49 189H51V188H49ZM155 189H156V187H151V190H155ZM169 189H170V190H169ZM186 189H188L189 191L186 190ZM19 190H20V189H19ZM39 190H40V189H37V190L35 191L36 193H35V192H34V193L37 194V192H38ZM53 190H54V188H53L52 190H48V191L51 192V193L49 192V195L52 194V191H53ZM157 190H158V189H156L155 192H157ZM159 190H160V189H159ZM159 190H158V191H159ZM197 190H198L199 192H198ZM186 191H187V192H186ZM106 192H107V191H106ZM185 192H186V193H185ZM197 192H198V193H197ZM55 193H54V195H55ZM65 193H66V194H65ZM107 193L109 194L110 192L108 191ZM174 193H175V195H177V196L175 197V200H174V196H175ZM192 193H191V194H192ZM35 194H34V195H35ZM67 194H68L69 196H67ZM108 194H107V195H108ZM251 194H252V195H251ZM20 195H22V197L24 196L23 193L20 194ZM49 195H48V196H49ZM77 195L79 196V194H77ZM91 195H92V194H91ZM93 195H94V194H93ZM39 196H40V194H39ZM41 196H42V195H41ZM59 196H55V197H59ZM94 196H95V195H94ZM199 196H200V195H199ZM203 196H202V197H203ZM20 197H21V196H20ZM20 197H19V198H20ZM51 197H52V195H51ZM53 197H54V196H53ZM72 197L68 198L69 200H68L67 202L69 203V201H70L69 204H72V201H71V198H72ZM191 197H193V199H192ZM25 198H27V197H25ZM39 198H42V197H39ZM48 198H49V197H48ZM87 198H88V197H87ZM91 198H92V196H91ZM196 198H197V197H196ZM22 199H24V198H22ZM45 199H44V200H45ZM76 199H77V198H76ZM76 199H75V200H76ZM44 200H43V201H44ZM87 200H88V199H87ZM89 200H90V196H89ZM91 200H92V199H91ZM169 200H170V201H169ZM43 201H42V203H43ZM177 201H176V202H177ZM194 201H195V200H194ZM249 201H250V202H249ZM0 202H1V201H0ZM2 202H3V201H2ZM40 202H41V201H40ZM67 202H65L66 205H67ZM169 202H171V203H169ZM38 203H39V201H38ZM49 203H50L51 205H49ZM63 203H64V202H63ZM73 203H75V202H73ZM75 204H76V205L78 204V205H77V208L75 209V208H73V207H70V208H72L71 210H73L74 212H80V211L82 210V208H80V211H78V210H79V209H78V207H79V203H75ZM107 204H108V203H107ZM107 204H105V205H107ZM162 204H163V205H162ZM182 204H184L185 206L187 205V206L185 207V206H183ZM182 204H177V206L179 207L178 209H176V207H173L175 210H180V209H182V210H180L179 212L175 211V212H174V213H176L175 215L173 214V212H170L169 215H171V213H172V214H173V217L176 216V215L182 217V218H181V217L178 218V217L176 216V217H177L176 219H180V218H181V219H183V218H187V219H188V218H192V217H190V215H193V216H195V217L197 218L198 221H200V220L202 219L201 221H202V222L204 221V223H205V222L207 223V221H209V220L211 219V216H210L209 214H208V215L203 214V206L208 205V208H211V207H213V205H214L213 203H211V204H210V203H205V202H204V203H198L196 207H193V206H194L193 203H191L192 206H190V203H189V204H187V203L185 204V202H182ZM56 205L54 206V208L56 207ZM61 205H59V206H61ZM76 205H73V206H76ZM80 205H81V204H80ZM105 205H99L100 207L97 205V206H96V209L101 208V206L104 207ZM166 205H168V206H166ZM180 205H182V206L184 207V209H183ZM0 206H3V208H5L6 205H4V204L1 203ZM172 206H174V204H172ZM175 206H176V205H175ZM67 207H69V206H67ZM67 207H66V208L64 207L65 209H64V208H63V209L60 208V210L62 209L61 211H59L60 215H61V213L63 214V212H66V213H67V210L69 209V208H67ZM97 207H99V208H97ZM107 207H108V209H109V206H107ZM107 207H106V208H107ZM170 207H171V206H170ZM180 207H181V208H180ZM192 207H193V208H192ZM0 208L2 209V207H0ZM58 208H59V207H58ZM58 208L56 207V210H57ZM106 208H104V210H103V208H102V209H99V210H101V211H105ZM110 208H111V207H110ZM167 208H166V209H167ZM173 208H172V210H173ZM66 209H67V210H66ZM77 209H78V210H77ZM166 209H165V210H166ZM52 210H54V212H56L55 209L52 208ZM64 210H65V211H64ZM71 210L69 209L68 211H71ZM75 210H76V211H75ZM165 210H164V211H165ZM168 210H170V209H168ZM168 210H167V211H168ZM25 211H26V210L24 209L23 212H25ZM57 211H58V210H57ZM83 211H84V210H82L81 213H82ZM107 211H108V210H107ZM105 212H106V211H105ZM109 212H111V209H110V211H108V213H107V214H108V217H110V215H112V213L110 214ZM250 212H251V211H250ZM250 212H249V213H250ZM66 213H65V214H66ZM101 213H102V214H100V215H101V217H102V215H104V214H103V212H101ZM251 213H252V212H251ZM65 214H64V215H65ZM79 214H80V213H79ZM107 214H105V215H107ZM109 214H110V215H109ZM64 215L61 216V217H64ZM67 215H68V213H67ZM67 215H66V216H67ZM77 215H78V213H77ZM105 215H104V216H105ZM183 215H184V216H183ZM104 216H103V217H104ZM185 216H186V217H185ZM187 216H188V217H187ZM105 217H106V216H105ZM108 217H107V219H108ZM170 217H171V216H170ZM195 217H194V218H195ZM78 219H80V218H78ZM104 219H105V218H103V220H104ZM107 219H106V220H107ZM192 219H193V218H192ZM80 220H81V219H80ZM101 220H102V219H100V221H101ZM108 220H109V219H108ZM108 220L105 222V223L107 224L105 227H107L108 224H109V221H108ZM194 220H195V219H194ZM194 220H193V222H194V223H195V222L197 223V221H196V220L194 221ZM36 221H37V220H35V221L32 220L33 223L36 222ZM63 221H64V220H63ZM63 221H60V222H63ZM65 221H67V220H65ZM77 221H79V220L76 219L75 222L77 223ZM80 222H81V221H80ZM101 222H102V221H101ZM101 222H100V223H101ZM107 222H108V223H107ZM114 222L116 223V221H114ZM114 222H112V223H113L112 226H114V227H112V226L109 224V228H110V229H111V227H112V228H115V227H116V224L114 225ZM190 222H191V221H189V223H190ZM202 222H200V223H202ZM26 223H27V222H26ZM66 223H67V222H65L64 224H66ZM76 223L72 224V228H74L73 230L78 231V232H77V233H78V234H77L78 236L75 235V234H76V233H75L76 231H75V232H72L73 230L69 231V233H71L72 236L75 235V237H74V236H73V237H72V236L69 237L70 235L66 236V238L68 237V240H69V241H68L67 239L64 240V234H65V233L62 234V235H63L62 237H61V236L58 237L59 234H55V233H57L56 230H57L58 228H59L58 230H59L60 232H62L61 229H62V227L64 226L62 223L58 224V222H57L56 224H58V225H60V226H56V228H53L54 226H53V225H50V227L53 228V229H52V228H50V229L53 230V234H52V235H54V236H52V237H53V239L55 240V242H54V240L50 239V237H49V239H47V240H45V239H46L45 237L42 239V237L45 236V235H43V234L41 233V234H42V236H41V234H40L39 232H42V231L44 230V229H42L44 226L41 227V229H42V231H41L40 228H39V227H40L39 225H38L39 227L36 226V227H38L39 229L36 228V227H34V228H36V229H34V228H32V229H33V230H37V234H36V232H33V234H34V233L36 234V235L34 234V236L39 237V234H40L41 237H40V239H39V238L37 239L36 237H34V238L37 239V240L45 241L46 244H47V241H48V244H49V243H53V244L56 243V244H58L57 241H59V240L56 239L57 237L60 238L61 240H62V238H63V241H62V242H63L64 244H66V245H70V246H71L75 241H76V242L78 241V242H80V243H83V244H82L83 246H81V245L79 246L78 244H76V245H78V246H77L78 248L76 247V245L74 246V247L77 248L76 250H75V248H74L73 246H72V249H71V247L68 248L67 250H68L69 252L66 251V253H68L69 256H71V254L73 253L72 257H70L71 259L74 257L75 254H76V255L78 254L79 257L77 256L76 259L79 258V259H78V260H79V263L82 262L83 264H86V262H87V263L89 264V260H87L86 258H85V259L82 258V257H84V256H82V253H83L84 251H85V252L88 251L89 248H90V249L93 248L92 246H94L95 244L91 245V243H94V242L97 243V244H99V243L96 242V240L93 241V242H92V241H89L92 237L94 238V236H92V235H91L92 237H89V236H87V235L84 236V234H83L84 231H86V234H87V233L91 234V233H90V232L92 231L91 229H89L88 231H90V232H88L87 230H84V231H83L82 229L79 228L80 231H82V232H80L79 230H77L78 228L76 227ZM85 223H86V222H85ZM87 223H88V220H87ZM87 223H86V224H87ZM105 223H101V224L103 225V224H105ZM117 223H118L117 225H119V221H118ZM120 223H121V222H120ZM28 224H29V227H30L31 224L29 223V221H28L27 225H28ZM36 224H37V223H36ZM39 224H41V223H39ZM56 224H54V225H56ZM61 224H62V225H61ZM88 224H89V223H88ZM101 224H100V225H101ZM161 224H162V223H161ZM163 224H165V223H163ZM166 224H169V223H166ZM186 224H187V223H186ZM192 224H193V223H192ZM192 224L190 223V225H192ZM77 225L80 226L81 223H80V224L77 223ZM84 225H85V224L83 223V225H81L80 227H83V229H87L88 226H87V228H85ZM90 225H91V224H89V226H90ZM96 225H97V223H96ZM98 225H99V222H98ZM98 225H97V228L95 227L96 230H97L98 227H99ZM102 225H101V227H102L101 229H102V230L106 229V228L103 229V226H104V225H103V226H102ZM121 225H122V224H121ZM170 225H171V223H170ZM170 225H169V226H170ZM205 225H206V224H205ZM33 226H34V225H32L31 227H33ZM41 226H42V225H41ZM85 226H86V225H85ZM164 226H165V225H164ZM183 226H184V225H182V228L185 229V226H184V227H183ZM201 226H202V228H203L204 224H202ZM26 227H27V226H26ZM91 227H92V226H91ZM117 227H119V226H117ZM166 227H168V226H166ZM48 228H49V227H47L46 230H47ZM75 228H76V229H75ZM92 228H93V227H92ZM99 228H100V227H99ZM164 228H165V227H164ZM27 229H28V228H27ZM93 229H94V228H93ZM179 229H181V228L179 227ZM30 230H31V229H30ZM33 230H31V232H32ZM38 230H40V231H38ZM62 230H63V231H66V232L68 231L67 229L64 230V228H63ZM96 230H93V231H96ZM98 231H100V232L98 233L99 236H102L103 238L106 236V234L104 233L105 230L101 232V230L98 229ZM98 231H97V232H98ZM115 231H116V230H115ZM115 231H114V232H115ZM181 231H182V229H181ZM181 231H179V232H181ZM3 232H4V231H0L1 234H4ZM7 232H9V231H6L5 233H7ZM79 232H80V233H79ZM97 232H96V234H97ZM176 232H177V231H176ZM43 233H45V231H44ZM49 233H50V232H49ZM49 233L46 235V237H48ZM58 233H59V232H58ZM73 233H75V234H73ZM101 233H102V234H101ZM103 233H104V236H103ZM7 234H8V233H7ZM60 234H61V233H60ZM81 234H82V235H81ZM100 234H101V235H100ZM180 234H181V233H180ZM79 235H80V236H79ZM107 235H110V237H107V236L105 237V240H109V241H110L109 244L107 243L109 246L111 245V247H112L113 244H115V245L118 244V245H119V243H120V244L122 243V241H121V242L119 241L118 243H117V241L115 242V240H114V236H113L114 234H113L112 232H111V234L109 233V234H107ZM49 236H51V235H49ZM56 236H57V237H56ZM76 236H77V237H76ZM81 236L89 237V239L86 238V239H87V242H88V241H89V242L87 243L86 240H81V239H80ZM96 236H97V235H96ZM31 237H33L32 234H31ZM97 237H98V236H97ZM97 237H96V239H98ZM81 238H82V237H81ZM186 238H188V241H189V240H192V239L189 238V237H186ZM176 239H177V238H176ZM179 239H180V236H179ZM181 239L184 240V238H181ZM181 239H180V240H181ZM91 240H92V239H91ZM99 240H100V238H99ZM102 240H103V239H102ZM183 240H181V241L183 242ZM64 241H65V242H64ZM100 241H101V240H100ZM109 241H108V242H109ZM176 241H179V240H176ZM176 241H175V242H176ZM212 241H213V240H212ZM215 241H216V242H215ZM45 242H43V243L45 244ZM62 242H61V245H62V247H64V246H63L64 244H63ZM70 242H71L72 244H70ZM175 242H173V243H175ZM209 242H210V241H209ZM209 242H208V243H209ZM43 243H42V244H43ZM59 243H60V242H59ZM68 243H69V244H68ZM84 243H85V244H84ZM188 243H190V242H188ZM210 243L212 244V242H210ZM213 243H216V244H213L212 247H214V245H216L217 248L219 247V241H218V239L214 240ZM42 244H41V245H42ZM53 244H52V246H53ZM74 244H75V243H74ZM171 244H172V243H171ZM180 244H181V243H180ZM206 244H207V243H206ZM49 245H51V244H49ZM84 245H85V246H84ZM88 245H89V247H88ZM118 245H117V247H118ZM178 245H179V243H178ZM178 245H177V246H178ZM183 245L185 246V243H184ZM207 245H208V247L211 246L210 244H207ZM21 246H22V245H20V247H21ZM46 246H47V245H46ZM52 246H51V247H52ZM55 246H57V245H55ZM55 246H54V248H56ZM96 246H98V245H96ZM119 246H120V245H119ZM179 246H182V244L179 245ZM187 246H189V244H187ZM190 246H191V245H190ZM39 247H40V246H39ZM41 247H42V246H41ZM43 247H44V246H43ZM51 247H50V248H51ZM60 247H61V246H60ZM81 247H82L83 249H82ZM111 247H109V249H110ZM117 247H116V246H113V248H114L113 250L117 251V250H118ZM208 247H206L205 249L208 250V249H211V248H212V247H211V248H208ZM21 248H22V247H21ZM45 248H48V246L45 247ZM50 248H49L48 251H50ZM52 248H53V247H52ZM52 248H51V250H54V249H52ZM73 248H74V249H73ZM86 248H87L88 250H87ZM120 248H121V247H120ZM111 249H112V248H111ZM169 249H170V248H169ZM180 249H181V248H180ZM45 250H46V249H45ZM45 250H44V251H45ZM77 250H79V251H77ZM81 250H82L83 252H80ZM182 250H183V248H182ZM187 250H188V248H187ZM187 250H185V252H186ZM71 251H72V253H71ZM73 251H74V252H73ZM208 251H209V250H208ZM77 252H79V253H77ZM85 252H84V253H85ZM64 253H65V251H64ZM84 253H83V254H84ZM87 253H88V252H87ZM183 253H184V251H183ZM186 253H190V251L188 250ZM220 253L224 256V259L226 258V259L224 260V262H223L224 264H225L226 262H227L226 264H234V263H236V264H238V263H239V264H240V263H241V264H264V250H258V251H256V252H250V253H247V255L239 256V257H240V258L238 257L239 260L236 259V258H229V257H228V256H229V253L226 252V251H225V252L222 251V252H220ZM120 254L122 255V253H119V255H117V256L121 257ZM64 255H65V258H64V259H66L67 257H69V256L66 257V254H64ZM185 255H187L188 257L185 256ZM227 255H228V256H227ZM123 256H125V255H122V257H123ZM152 256H153V255H152ZM105 257H106V255H105ZM105 257H104V255H103V257L101 256L100 261H99L100 264H106V261H107V260H105ZM129 257H131V256H129ZM147 257H151V255H150V256H147ZM185 257H186V258H190V255L184 253V258H185ZM151 258H152V257H151ZM13 259H14V260H13ZM73 259H74V258H73ZM76 259H74V263H77L76 261H78V260H76ZM101 259H103L104 261H103V260L101 261ZM106 259H108V258L106 257ZM128 259H129V258H128ZM149 259H150V258H149ZM229 259H230V260H229ZM32 260H33V259H32ZM32 260L29 258V259H27L25 262H21V261H19V260H17V259L15 260V258H12V260L10 261V263L13 262L12 264H33V261H32ZM67 260H68V259H67ZM67 260H66V261H67ZM75 260H76V261H75ZM84 260H85V261L87 260V261L84 262ZM31 261H32V262H31ZM66 261H64L65 263H64V262H63V263H64V264H68L69 262L67 261L68 263H66ZM108 261H109V260H108ZM108 261H107V263H108ZM15 262H16V263H15ZM94 262H96V264H97L98 260H95ZM221 263H222V262L219 261V263H216V264H221ZM94 264H95V263H94ZM108 264H109V263H108ZM110 264H112V263H110ZM114 264H115V263H114ZM116 264H117V263H116ZM214 264H215V263H214Z\"/></svg>","mask_w":264,"mask_h":264}]
</instances>
